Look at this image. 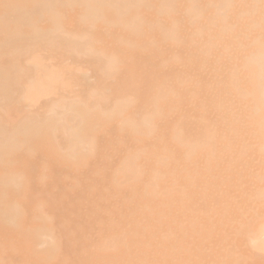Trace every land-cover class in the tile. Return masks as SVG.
I'll return each mask as SVG.
<instances>
[{"label":"rangeland","instance_id":"rangeland-1","mask_svg":"<svg viewBox=\"0 0 264 264\" xmlns=\"http://www.w3.org/2000/svg\"><path fill=\"white\" fill-rule=\"evenodd\" d=\"M3 1L5 3L6 7L5 6L2 7L0 4V6L2 7V8H0L1 9L0 12L5 11V9H6V11H5L6 13L2 12L3 18L6 19L5 17L13 11V10H9L10 12H7V9H9V8L11 9L12 6H14L16 4L9 7V4L6 2H9L10 0L9 1L3 0ZM3 1H1L0 3L3 4ZM13 1L14 2H11V3L9 2V3L10 4L15 3L17 0L16 1L13 0ZM43 1H45V3ZM48 1H50V2H48ZM51 1H52V4H50ZM78 1L77 0H68V1L67 0H59V1L58 0H41V1L36 0L35 2H33V0H32V2L34 3V4L32 3L33 7L34 6L35 7L38 6V7L37 8H33L32 6L28 7V3L27 4L23 3L25 5V8H23V10L27 11L29 9L27 11V13H24L23 10H20V9H18V7H15L16 8L15 12H18L20 10L23 13L17 14L14 12L13 16H11L12 15V13H11L10 15L7 16L9 19L8 20L6 19V20L8 22L11 20L10 25H13L14 30H16L18 32V34L16 31L11 30L13 27L10 28L11 26H9V24L5 25L2 22L3 18L0 19V21H1L0 24H2V25H0V28L3 26V28H1V29H3V31L2 30H0V31L2 33H4L2 35L0 33V37L4 36L6 33L7 34V35H5L6 38H8V39L11 38V40L5 39V41L10 42L8 44V45H10V47H13V46H11V43L26 41V43L30 44V47H32V49H33V51L26 56L27 61L30 60L31 58H32L31 60H35V61L40 59L39 61L43 62L41 64L43 66H40V68L43 70L46 69L43 71V70H40V68H37L39 65H37L38 63L36 64L35 61H32L33 65L29 63L30 61H28V62L26 61V66L29 69H31V71H29V75L27 77H25L26 81H24L22 87H20V88L19 87L13 88V86H9V87L3 86L5 83H8V78H9V75H11V73H9V72L3 73L2 71L1 72L3 74L0 73V76H1L0 77V121H1L0 127H1V125L3 126L2 118L4 117V113L7 109V107L14 104L15 101H16V103H19V105L21 107H24V109L29 110L30 117H31V118L30 117L29 118H23V120L21 119V125H19L21 127L15 125L16 130L20 128L18 133H15V129L10 128V130H9L7 124H6L7 131L5 132V134L3 133L4 128H0V136H1L0 137V159H1V161H0V174L2 175V176L0 175L1 176L0 179L6 181L5 183H8L7 181L9 179L7 178L6 174H13V177L14 176H16V177L20 176L21 177V175H22L23 178H20V177H18V178L21 181L24 180L25 184L28 185L27 188H28L29 192L27 191L25 193H11V194H9V196L13 197V198H15V197H27L26 195H28L31 191H33L35 188H37V189L48 190V191H52L53 193H56L57 195H55V196H57L59 200L60 199L75 200V199L81 198L79 200H81V201H83V203H85V204H83L82 208L79 206L74 211H58V210L53 211L51 209V207L46 205L44 207L43 211H35V212L34 211H27L23 215H20L16 219L17 220L16 224L0 225V264L1 263L2 264H10V263L11 264H90V263L91 264H131V263L132 264H138L139 262H140L139 264H141L142 263L141 259L143 257H146L147 258L146 260L148 262V263L146 262L143 264H177L179 258L182 259V258L187 257V253L179 252V254H177V256L170 257L167 262L162 260V258H161V254L165 250V249H163V243L169 242L171 239L170 242H172V243H170L167 248L172 249V248H174V246H173L174 242H175L174 240L177 239V237H175V233L172 232L171 230H169L167 225L164 224L165 227L162 228L163 223H160L161 220H163L164 222L167 221V218H165L166 217L165 214L167 212L169 214V212H171V210L173 209V206H174V209L172 211L177 210L176 213L174 212V214H177V216L173 217L171 214H170V216L168 215L169 221L167 223L171 222L172 225L174 223H176L173 226L183 225V227L182 226L181 227L184 229H190L191 225L192 226L195 225L197 228L200 229L199 233H198L199 235L196 234V235H194L195 237L192 236L191 233L184 231L185 232L184 233L185 245L188 246V248L191 247L192 250H190V252H193V253H191L192 255L190 254V252H188L190 254L189 260L194 259V260H192V262L195 261V262H193V264H264V194H263L264 193V168H263L264 167V105H263V103H264V100H263L264 99V97H263L264 96V94H263V92H264V87H263L264 86V75H263L264 74V62H263L264 61V28H263L264 27V0H244V1L243 0H234V2H232L233 0H228V1L227 0H200V1L197 0L198 2L196 0H84L86 2H84L83 0H78ZM89 1H91V2H89ZM18 2L20 3L21 1L18 0ZM37 2L39 3V5L36 4ZM41 2L44 4V6H43V4L41 5ZM251 2L253 4H251ZM56 3H58V4H56ZM83 3H85L86 5H84ZM158 3H160V4H158ZM261 3H263V4H261ZM30 4H31V2H30ZM45 5H47V6H45ZM65 5H68V6H65ZM19 7H21V6H19ZM26 7H28V8L26 9ZM54 7H57V8H54ZM67 7H71L72 9L69 8V10H68ZM142 7H144V10ZM155 7H157V8H155ZM198 7H199V9H198ZM30 8H32V9H30ZM46 8L48 9V12H47V10H44ZM100 8H104V9H100ZM12 9H14V8H12ZM21 9H22V7H21ZM179 9H181V10H179ZM39 11L42 14H40V13L38 14ZM152 11H156V13L152 12ZM165 11H167V12L165 13ZM31 12L33 13V16H31L32 15ZM44 12L48 15H46V14L44 15ZM66 12L67 13L69 12L67 14L68 17L66 14H64ZM154 13L157 15L152 16V14H154ZM27 14L30 16L25 17ZM103 14H105V15H103ZM132 14H133V17H132L133 20H130L129 16H131ZM135 14H137L136 18H134ZM15 15L16 16L21 15V16L16 17ZM23 15H24V17H23ZM34 15H36L37 19L34 18L35 17ZM56 15H59L58 19H56ZM114 15H116L115 16L116 20L114 19ZM51 16H53V17H51ZM154 16H158V17H154ZM183 16H184V18H183ZM185 16H186V18H185ZM188 16H189V18H187ZM1 17H2V15H0V18ZM11 17H12V19H11ZM65 17H67V18H65ZM124 17L127 19L122 20ZM20 18H22V19H20ZM48 18H50L51 20H49ZM156 18H158L159 20ZM35 19H36V21H28V22H31L32 25L30 23H29V26H28V24L27 25L21 24L22 21H23V23H27L26 22L27 20H35ZM110 19H112V20H110ZM134 19H140L138 21L142 20L143 23L142 22H140V23L136 22V21H134ZM144 19L146 22L144 21ZM154 19L156 21H154ZM20 20H22V21H20ZM126 21L127 22L132 21L136 25V28L134 27L135 25L133 23L132 24L134 26L131 23L130 24L126 23L128 25V29L130 28V30L125 29L127 27H125L123 25ZM167 21H170L171 23L167 22ZM17 22H19L17 24L18 26L16 24H14ZM32 22H34V23H32ZM235 22L237 24H235ZM106 23L109 25L108 26L109 29L106 27V25H105ZM119 24H122V26H120ZM140 24H142L141 27L138 26ZM179 24H181V25L179 26ZM130 25L133 28H131ZM145 26H149V27L146 28ZM155 26H157V27H155ZM182 26H183V28H182ZM7 27H9L10 29ZM22 27H25V28H23L22 31H26L25 29H27V31L24 33H21L20 29ZM30 27H32L31 30H29ZM34 27H35V29H34ZM160 27H161V29L158 30V28H160ZM168 27L170 28V30ZM16 28H18V30ZM119 28H121L122 30ZM185 28H186V31H185ZM7 29H9L12 32L10 33V31H9L10 34L7 33V31H8ZM136 29L137 30L142 29L144 31L147 29L145 32H148V33H147V36H145V40H148L150 42V40L152 39L149 45H152V43H154L155 40H159L158 44H160V46L163 47L165 49V51L169 50L170 47H171V49H173V51H174V48L176 50L177 47H178L177 49H179L181 47L182 49L181 48L180 49L182 51L181 52L179 51V53L181 54V56H184L183 57L184 60H181L182 58L181 59L179 58V53H178V57H177L176 55L172 54L173 52L172 53L170 52L171 50L169 52L167 51L169 53L168 56L170 57L168 59L172 60L173 62H174V59H176L175 60L176 65H177V62H178V65H180V63H183V61H187L189 59H190L189 62L192 63V60L194 62L198 58L197 56L199 54L200 55L202 54L201 55L202 57L199 56L200 60L197 59L198 63L195 62V64L197 63L199 65H202L199 67H201L203 69L199 70V67L196 64L197 69H198V70L197 69L196 70L198 72L202 71L201 73H199V76L201 74L207 75V73H204V72H206V69L208 71V75H210V73H211L210 76H208V75L205 76V77H208L210 79V81H212L211 84L213 86L208 84L209 88L212 86L211 90L208 88V86L204 85L202 87H204V88L206 87L205 88L206 91L207 90L210 91L209 93L211 94V99L213 101V102H211V105L215 102L214 103L215 107L211 108L213 110L209 109V111L207 113L208 116H210L212 119L218 120L217 127L218 126L219 127L218 128L216 127L218 129L217 130L218 132L216 131L215 126L212 127V129L214 128V132L216 131L215 135L218 136L215 138V140L217 138H219L215 142L217 146H215V144L213 145V146H215V148H213V146H210L209 149H206L205 147H207L208 144L207 145L205 144L206 146L200 144L201 147L199 145L193 149L190 147L191 145H189L190 144L189 142L182 143L178 140L176 143L172 142L173 140L171 141L169 139V135L170 136L172 135L173 130H170V129H168V130L171 132L169 134H167L168 136L165 139V137L160 138L156 134L150 135V137H149L147 134H145V132H143L145 135L143 134V136H142L141 135L142 133H140L138 128L137 129H138V132L140 133L141 138L138 136L139 133L137 135V132L135 131L134 135L137 136L136 141L140 144L144 142L143 145H145V146L137 144V147H136L135 146L136 144L132 143V141L135 142V140L134 139L130 140L131 138H134L133 137L134 135H132V133L129 134V135H131V137L130 136L127 137L128 136L127 133L121 132V133L125 134V138H121L114 131V129L117 127V124H119V123H120V125L124 124V123H121V121H123V120L126 121V119L128 120V118H129L128 115H126V117H125V114H126L125 111L128 108V107H126L127 103H126V106L124 104L118 105V106L124 105L123 107H126V109L125 108L123 109V107L120 108L122 111L114 113V116L111 115V114H113V111L112 110L109 111V113L112 111V113L109 115H111L113 118H116V120H118V116L121 117L120 115H122V114L124 115L119 119V122L118 121H111L108 119H104V116H99V114H97L98 113L97 111L99 109L103 108L104 110H106L105 115H107L108 114L107 109L109 110L111 107L110 101L108 103L101 104V108H100V106L98 104H96V102H97L96 99L98 98V94L96 93L97 91H94V92L88 91V93L86 95L83 93V91L85 92L87 87H89L91 84H93L92 80H95V78L102 77L103 82H105L107 84L110 83L111 80L114 79V76H113L114 74L110 72L111 69L109 71V65H108L111 61V58H110L111 53L114 50L119 52L120 46L125 47L124 48L125 50L129 49L130 48V41H133V42L136 41L135 36H133V33L129 32V31H134ZM153 29H155L156 31ZM4 30H6V32H4ZM171 30H173V31L175 30L174 31L175 33ZM33 31H34V33H33ZM171 32L173 34H171ZM25 33H27V34H25ZM123 33H126V34H123ZM161 33H163V34H161ZM165 33H166V35H165ZM206 33H208V34H206ZM22 34H24V35H22ZM164 35L167 37V40H166ZM7 36H12V37L9 38ZM24 36H27V37H24ZM116 36H119L120 38L116 37ZM14 37L16 38V40L14 39ZM124 37H126V38H124ZM185 37H187V38L185 39ZM217 37H219V38H217ZM260 37L262 40L260 39ZM177 38H179L181 41L184 40L183 41V42H185L184 45H183V43L181 45V41H179V40H178V43L180 42L179 46H177L178 43H176V45H175V39H177ZM3 39H4V37H1L0 40H3ZM12 39H14V40L12 41ZM125 39H127V40H125ZM137 42L138 41H136L135 43H137ZM144 42H142V44ZM176 42H177V40H176ZM210 42L211 43L213 42L212 45ZM226 42H228V43H226ZM66 43H67V45H66ZM171 43H173V44L169 45ZM207 43L210 45H208ZM71 44H72V46H71ZM206 45H207V48L209 47V49H210V54L208 53L207 55L205 53H207L209 49L208 50L206 49L207 52H204ZM213 45H214V47H213ZM69 46H71V47H69ZM93 46H95V47H93ZM210 46H211V48H210ZM217 46H219V47H217ZM198 47H200V48L198 49ZM212 47H213V50L211 51ZM84 48H86V49H84ZM120 48H121V50H124L122 47H120ZM191 48H193V49H191ZM200 49H202L201 51H203V53L200 51ZM49 50H51V51H49ZM64 50H65V52H63ZM87 50H89V51H87ZM183 50L184 51L186 50L185 53L186 54L188 53L189 58L187 57V55H184L185 53ZM197 50L199 51L198 54L196 53ZM75 51L80 52L78 56H77V52H75ZM95 51H96V53H95ZM189 51H191V52H189ZM193 51L194 52L196 51L195 52L196 54ZM103 52H105V53H103ZM212 52H213V54H212ZM189 53L191 55H193V53H194L196 55V59L194 57V59H195L194 60L193 59L194 55L191 56ZM36 54H39V55H36ZM65 54H69L70 56H71V54H73L72 55L73 60H70V62L65 66H59L58 65L59 58H60V56L65 55ZM170 54L172 55L173 59H172ZM203 54H205L206 56H204ZM220 54H221V56H220ZM40 55H42V56H40ZM80 55H82V56H80ZM43 56H45V57H43ZM79 57H81L80 58L81 60L78 59ZM191 57H192V59H191ZM203 57H205L206 61H205V59H203ZM35 58H37V59H35ZM98 58H100V59H98ZM179 59L181 62L179 61ZM201 59H203V61ZM48 60H50V62H48ZM98 60H100V61H98ZM101 60H103V61H101ZM215 60H216V62H214ZM92 61H94V62H92ZM106 61H108L109 63ZM204 61L206 62V67L203 65V63L205 64ZM218 61H220V62H218ZM51 62H54L55 64H53ZM208 62H211L210 66H209ZM44 63H46V64H44ZM47 63H49V64L51 63L52 66L48 67L50 65H48ZM87 63L91 65L94 72L96 71L95 74L97 77L94 75V73L91 74L84 68V65ZM101 65L105 67L104 68V70H105L104 74L105 75L102 74V72H99V66H101ZM225 66H227L228 68ZM221 67H223V69L225 67L226 71L229 74L226 71H224L225 69L223 70ZM237 67H239V68H237ZM52 68L53 69L55 68L54 70H57V68H58V73H55L57 71L51 70ZM204 68H205V70H204ZM230 68H231V70H230ZM234 69L236 70V72H234L235 71ZM13 70H11L12 73L16 71V69H13ZM213 70H215V71H213ZM241 70H243V71H241ZM38 71L42 72V75H40L41 73H39ZM197 71H195V73ZM219 71H221V72H219ZM59 72H61V73H59ZM247 72H249V73H247ZM46 73L53 74V77H51V78H52V80H55L56 83H54V81L51 83V81H49V80H51V78H49V76ZM259 74H260V77H259ZM55 75H58V76L54 77ZM218 75L220 77V79H219L220 81L218 80V78H219ZM37 76H38V79L36 78ZM61 76H64V77L61 78ZM211 76L212 77L214 76V78H212ZM261 76H262V79H261ZM57 77L60 79H55ZM105 77H109V78L105 79ZM197 77H198V75H197ZM255 77H257V78H255ZM47 78H49V80H47ZM191 78H193V77H191ZM28 79H30L32 81H28ZM41 79H43V81ZM193 79L191 82H193L195 80L197 82V80H198L197 78L195 80H193ZM40 80L42 81L41 84L44 83V85H40ZM60 80H62V81L60 82ZM206 80H208V79H206ZM235 80H237V81H235ZM247 80H249V81H247ZM259 80H260V83H259ZM84 81H86V82H84ZM62 82H64V83L66 82V84H69V86H66L65 84H60ZM200 82H202V81H200ZM34 83L36 85H34ZM198 83L199 82H197V84H194V82H193L192 84H190L192 86H189V83H187V85L185 84L186 88L185 87L184 88L187 90V86L189 88H191V87L195 88V86H197V87L201 86V85H198ZM207 83H208V81H207ZM262 83H263V85H262ZM52 84H54V85L59 84V85L54 86ZM204 84H206V83H204ZM214 84L217 87H215ZM49 85H52L54 87L50 86L52 88L51 89L49 87ZM175 85H176V83H175ZM23 86L24 87L26 86V87L24 88ZM30 86H32L31 88H33V89H30L29 88ZM34 86H36V87H34ZM37 86H39V88L41 87V89H39ZM42 86H44V88H42ZM179 86L180 87H178V89L182 88L181 91L185 90L182 85H179ZM261 86L263 89L261 88ZM60 87H61V89H65V91H62L61 89H59ZM176 87H177V85H176ZM3 88H5V89H3ZM46 88H49L52 90V92H49V91L46 92L47 95H48V93H51L50 94L51 96L49 95V99H47V97H46V99H44L45 93H43L44 91H40L42 89L47 90ZM55 88H57V89H55ZM192 88L190 90H193V91L196 90V88H195V90ZM35 89H36V91H40V93L44 94L42 98H39V96H41L42 94H37L35 92H32V94H29L30 92L26 91V90H35ZM67 89H69V90H67ZM232 89L234 91H232ZM223 91H224V93H223ZM89 92L91 95L89 94ZM26 93L29 94V95H27V98H31V96L34 95L33 93H35L38 96L36 97V95H34L33 96L34 98L32 97L31 99H28L27 102H25L26 97H24V96H26ZM52 93H55V94L52 95ZM102 93H105L104 95H106V96L109 95V91L105 90V89L102 90ZM189 93H191V95L188 94L190 96V98L192 97V95H193V97L197 96L195 94L196 91L194 92V94H192V92H189ZM220 93H222L220 95L221 97L218 95ZM215 94H216V96H215ZM188 95L187 96L185 95L184 98H188L189 97ZM217 95H218L219 99L216 98V100H214L215 99L214 97H217ZM86 96H88V97H86ZM174 96L177 98V95H174ZM52 97H56V98H52ZM61 97H64L66 100L65 103L67 105L66 106L67 109L65 108L64 111L61 109H59V110L54 109L53 110L51 107L49 108V107L45 106V104L50 102L49 100H51V101L52 100H58ZM193 97L191 99L190 98L185 99V101L187 100L186 103L188 102L189 105L184 104L185 103L184 102L183 104L186 105V107H188V109L183 108V111L184 112H187V111L190 112L189 113L190 115L194 111L195 115L194 116L191 115V116L195 117V116H197V114H199V116H200V114H201L200 111H203L202 110L203 100L201 103L199 102V104L197 106H195L194 105L195 97L194 98ZM36 98H38L39 100H37ZM169 98H170V100H168ZM169 98L165 99V101H167L168 104H167V102L162 104V105H164L163 107L165 108V110L163 107H160V110H164L165 114H167L166 117H169L167 119L168 122L162 123L163 126L161 125V127H165L164 124H168V123H171L173 121V119L170 117L174 116V119H176V117H178L177 113L180 115L182 114V110L180 111L177 108L178 101H176V100H178V98L176 99L172 96V99H175L174 101L171 100V95ZM220 98L222 99V102H221V105L223 104L222 106L220 105V102H219L221 100ZM73 99H75V100H73ZM192 99H194V100H192ZM34 100H37V101H34ZM91 100H93V101H91ZM199 100L201 101V99H199ZM30 101H32V102H30ZM72 101H75V103ZM169 101L171 103H169ZM216 101H218V102H216ZM45 102H47V103H45ZM175 102H177V105ZM227 102H228V104H227ZM33 103H36V104L40 103V104H38L36 106V104L33 105ZM108 104H109V106H108ZM87 105H89V107ZM166 105H169V106H166ZM32 106H34L35 108L34 107L31 108ZM170 106L172 107V109ZM95 107H97V108H95ZM43 108H46V109H43ZM68 108H69V110H68ZM48 109H50V110H48ZM111 109H112V107H111ZM114 109H118V108L117 107L114 108V106H113V110ZM166 109H168V110H166ZM51 110H53V111H51ZM118 110H114V112L118 111ZM82 111H84V112H82ZM212 111H213V113H212ZM45 112H48V113H45ZM196 112H197V114H196ZM238 112H239V114H238ZM43 113H45V114H43ZM119 113H120V115H119ZM209 113L210 114L212 113V115H209ZM51 114H53V115H51ZM171 114H172V116H171ZM222 114L223 115L225 114L223 116L224 120L222 118ZM158 115L159 114H155V115H151V116L146 117L147 120H143L141 122V126L144 124L143 128L145 126L146 130L147 129H151V130L155 129L157 131L156 128H157V125L159 124L158 123V121H159ZM180 115H179V117H180ZM91 116H93V117H91ZM234 116L238 118V119L236 118V121L233 118ZM154 118H156L157 120L156 121L152 120ZM199 118H202V117H199ZM240 118L242 119L241 123H238L240 121ZM31 119H33V120H31ZM79 120H80V122H79ZM95 121H98V122H95ZM225 121H226V124L222 123ZM109 122H111V123H109ZM125 123H130V121L125 122ZM230 123H232V124L230 125ZM19 124H20V122H19ZM38 124H40V125H38ZM67 124H69V125H67ZM149 124H153V126L152 125L149 126ZM214 124H216V122H214ZM64 125H66L67 127L70 126V129H72L71 132L68 133L69 139L63 135V132L55 133L54 129H56L59 126H64ZM226 125L229 127H226ZM234 125H236V127H233ZM78 126H79V132L80 133L76 132V131H78V128H77ZM126 126L127 125H125V127ZM131 126H133V125H131ZM166 126L170 127L171 124L166 125ZM230 126H232V127H230ZM237 126H239V127H237ZM153 127H154V129H153ZM171 127H173V126H171ZM33 128H35L36 130ZM51 128H53V129H51ZM128 128H130V126H128ZM145 128L143 131H146ZM229 128H231V129H229ZM73 129H75V130H73ZM81 129L83 131H81ZM100 129H103V130H100ZM131 129L135 130V128L133 129V127H131ZM34 130H35V133H34ZM130 130H128V131L125 130V132H128V133L132 132ZM168 130H165V131H167V132H165V134L169 132ZM68 131H70V130H67V132ZM92 131H94V132H92ZM72 132H75V134H82L83 140L81 138L77 139V138L73 137L75 134ZM14 133H15V135H14ZM42 134H45V135H42ZM72 134H73V136L70 137V135H72ZM97 134H100L101 136H99ZM126 134H127V136H126ZM11 135H12V139L6 140L7 136H11ZM215 135H214V137H215ZM73 138H75V139H73ZM126 138H128V139H126ZM151 138H153V139H151ZM171 138H172V136H171ZM234 138H236V139L233 140ZM79 139L83 143H80L79 141H77ZM144 139H146V141H144ZM148 139H150V140H148ZM154 139H156L155 140L156 143H160V142H157L159 140V141H162L163 143L168 144V147L164 146L166 144H163V145H162V143L156 144L155 148L153 149V150H155V149L157 150V152H155L156 154L154 152H150V151H153L152 148H153V144H154L153 142H155ZM220 139H221V141H220ZM53 140H55V141H53ZM69 140H71V142H73V140H75V142H78L76 144H71V146H73L72 148H77L76 152H79L78 155H80V156L86 155L87 156L86 160L81 159V158L77 159L78 156H76L75 158H71L69 156L68 150H71V147H67V143L69 142ZM152 140H153V142H152ZM75 142H73V143H75ZM236 142L238 143L237 146H236ZM90 143H93V144H90ZM148 143H150L151 145ZM177 143H179L178 144V146L180 145L179 147L176 146ZM53 144H54V146H53ZM82 144H83V148H85L86 150L87 149L89 150V148H95L96 153L95 154H93V153H90V154L86 153L85 154V152H87V151H85V150H84L85 152L83 151ZM107 144L110 146H108ZM25 145H27V146H25ZM79 145H81V146H79ZM148 145H149V147H148ZM185 145H189V146H185ZM161 146H164V148L167 147V151L163 150V151H165V153L167 152V155H165V153L161 152V150H162ZM171 146H172V148H170V150L171 149L172 150L170 151L169 147H171ZM202 146L203 147L205 146L204 150H203ZM144 147H145V149L147 148V150H145ZM176 147L178 148V150ZM218 147L223 152H221L218 149ZM225 147H228V148H225ZM235 147H236V149H235ZM124 148H126L127 150ZM200 148H201V150H200ZM210 148L212 149L213 153L211 152ZM223 148H225V149H223ZM143 149H144V151H142ZM213 149H214V151H216V150L220 151V153H219V151H217L218 153L215 152L216 158L219 157L220 159L215 158V154H214ZM229 149H230L231 154H229ZM17 150H21V151H17ZM97 150H99V153H97ZM158 150H160V151H158ZM168 150L171 153H173L174 155L176 154L175 156L178 158L179 162H177V158L173 154H169ZM196 150H198V152ZM240 150H242L245 154H243V155H241L242 153L239 154ZM57 151H58V153H57ZM121 151H123V152L126 151V152L123 153ZM127 151H129V152H127ZM137 151L138 152L140 151L141 154L143 153L146 155H147L146 152H148L149 154H151V155H147L148 158L150 157L151 159H153V160H149L150 158L145 159V158H147L146 155H143V156L138 155V157H141V159H139V158H137L136 155H134V156H136L135 158L138 159L137 161H139V162H134V163H137L138 166H136V164H135V166L137 168L135 166H133V167H135V169H138L139 165L140 166L142 165V167L140 169H144V171H142L144 173V175L149 174V175H146L147 177L146 176L142 177L143 180H142V178H139L140 180H137L139 183L144 182V184L142 183L141 187L138 186L140 184L135 185L136 182H133V183L130 182L132 184L125 185V184H129L128 181L133 180L132 178H134L135 175H134V177L132 176V174H130L131 176L127 175L126 171L123 168H126L124 166H130L131 167L133 161H135L134 159H132L133 161H130V162H132L131 165H125V163H124L123 166L118 165L117 168H115V169H117L116 172H118V173L113 174L112 177H117L114 175H121L122 172L125 173V174L124 173L122 174L124 176H122V175L120 176L123 178H121V179L116 178L117 180H119V184L122 183V179H125V175L130 176L128 178L129 180H127V181L125 180L126 182H124V184H120L121 187L119 185H117L118 183L117 184L114 183L115 180L112 181V184H116L119 187L114 186L115 188H113L107 182L105 183L107 190H110L111 193H113V191L119 190L117 192L121 193V196L123 194L124 195L123 198L126 200V201H121V200H119L120 198L115 199L117 201L119 200V203H121V202H123V203H121V205L118 206L117 201H116V203L113 202V204L114 205L117 204L116 206H118V207H116L114 205H110V208H111V206L116 207V209L119 207L121 208L123 206L122 204H124L125 202L129 203L130 199L133 200L136 198L135 201L133 202L134 205L130 204V205H132V208H129V206L127 205V206L122 208V209L125 208V210H121V211L119 208V211H116V212H111V211L106 210L107 207H109V206L106 205L105 202L100 203V201H101L100 200L101 199V188L99 186L100 178L101 177L105 178V177H103L104 174H108L110 172V167L116 161L121 160V162H120V165H121L123 162L122 160L124 159V161H125L128 156L130 158H134V156L132 154H137ZM190 151H192V153ZM236 151H237V153H236ZM247 151H248V153H247ZM175 152H177V153H175ZM184 152H188L189 154L185 153V155H184ZM195 152H196V156L198 154H199L198 156H200V155L201 156L196 157ZM224 152H226V153L224 154ZM8 153H10V154H8ZM38 153H40V154H38ZM54 153H56V154H54ZM159 153H161L160 154L161 156H159ZM187 154H188V157L186 158L185 156ZM203 154H206L205 157ZM217 154L218 155L220 154V155L218 156ZM154 155L159 156V158H162L163 156H164V158L168 157V159L164 160V158H162L160 160L158 157H153ZM191 155H193V157ZM208 155H209V157H208ZM169 156H171V158H169ZM172 156L175 157V159H173ZM16 157H18V158H16ZM31 157L34 159H32ZM194 157H196V159ZM207 157H208V159H207ZM210 157L212 159L214 157L215 160L214 159L212 160ZM240 157H241V159H240ZM88 158H90V159H88ZM188 158L189 159L191 158L190 159L191 162ZM204 158H205V160H204ZM98 159H99V168L100 167L102 168V171L100 170L101 173H99V174H101L100 176H98L97 173L89 171L90 164L94 163ZM144 159L148 162H146ZM171 159L174 161L172 162ZM247 159H248V161H247ZM186 160H188L190 163L187 162ZM210 160H211V162H210ZM217 160L218 161L220 160L222 162V163H220V161H219V163H220V165H222V167H220L218 165L219 163L216 164ZM225 160H226V163H225ZM39 161H41V163ZM87 161H89V162H87ZM159 161L162 163L158 164ZM240 161H242V162H240ZM244 161H246V162H244ZM174 162H176V163H174ZM185 162L188 163L187 166H184V165H186ZM194 162H196V163H194ZM209 162H210V164L214 163L215 165L214 164L213 165L215 166V168L217 170L220 168L222 170L227 169L226 170L227 172L224 170V172L226 174L224 173L222 176L225 177V178L223 177L225 179L224 180V184H225L224 186L225 187L226 186L228 187V185H226L227 183L231 184V182H232V184H233V186L231 184V186H232L231 188L230 187L228 188V190L231 189V191H234L233 194H232V192H227V194L231 193L228 195L231 196L233 199L231 197H229L228 195H226L227 197L226 196L225 197L230 198L231 200L228 199L227 200L228 202H225L224 206L226 208H228V207L229 208L226 209L225 207H222L223 209L221 208L222 209V211H221V209H219L220 207L217 205L218 201H215V202L213 201L214 199H217V198H215V197L210 198V199H207L208 200L207 201L206 199H202L201 197H196L193 200V205L195 204L194 207L196 209H199L200 213L199 212L191 213L190 211L186 210L185 205L183 203L184 200H182V199H185L189 193L191 194V192L189 190H191L192 192L195 191L194 189H192V187L194 186L193 188H196V186H195L196 184H197V187L199 190L196 188L195 192H197V191L200 192L202 190V187H204L206 184L203 181L204 179L201 180V178H203V177L205 178V182H206V179H208L207 182L211 181L214 185V181H213L214 178L212 180H211V178H209L212 175V173L207 172V170L211 166L210 164H209L210 166L208 165ZM202 163L206 164V165H204L205 167L202 166L203 165ZM253 163L254 164L256 163V164L253 165ZM163 164H165V165H163ZM175 164H177V165L175 166ZM231 164L233 166H231ZM240 164H242V165H240ZM33 165H36V169L30 175L28 168H30ZM144 165L145 166L149 165L148 167H151V168L148 169V167L146 168ZM178 165L181 167H179ZM216 165H218V166H216ZM226 165L228 166V168ZM56 166H58V167H56ZM195 166H196V168H195ZM248 166H249V168H248ZM250 166H252V167H250ZM42 167H45V169H43ZM164 167L165 168L169 167L171 171L169 170V168L165 169ZM185 167H186V172L184 171ZM187 167L188 168L190 167V168L187 170ZM73 168H75L76 170ZM80 168H82V169H80ZM83 168H84V170H83ZM118 168H120V172L118 171L119 170ZM244 168H247V169H244ZM121 169H123V170H121ZM128 169H127V172H129ZM135 169H133V170H135ZM175 169L177 170L176 172H178L177 177L175 176L176 173H174V175H172L173 172L175 171ZM40 170H42V171H40ZM150 170L152 172L151 173L152 175L149 172ZM189 170H190V172H189ZM196 170L197 171L199 170L197 173L199 180H198V177L196 176V172H195V176L197 178H195L194 173L192 174V172H194ZM135 171H137V170H135ZM135 171H133L132 173L135 174L136 173ZM231 171H234L235 173L237 172L238 174L237 173L235 174L234 172L232 173ZM245 171H247V173ZM179 172H181V173H179ZM203 172H204V174H203ZM249 172H250V174L254 175L253 176L254 178L249 174ZM90 173H92V174H90ZM139 173L140 174L138 177H141L140 176L142 174L141 171ZM165 173H166V175H165ZM208 173H209V175H208ZM78 174H80V175H78ZM179 174L180 175L184 174L185 176H182V175L180 176ZM136 175H138V174H136ZM156 175H158V176H156ZM189 175H191V176H189ZM162 176H165L168 179L171 177L169 179L170 181L167 180L166 178L162 177ZM192 176L194 179L192 178ZM228 176H230L231 178L230 177L228 178ZM259 176H262V177H259ZM160 177L163 179H161ZM178 177H180V180ZM255 177H256V179H255ZM49 178H51V179H49ZM135 178H134V180H136ZM172 178H174V179H172ZM112 179H114V178H112ZM177 179H178V181H177ZM189 179L193 182V184L194 183L195 184L193 185L192 182L189 185L186 184V183L190 182ZM195 179H197V180L195 181ZM228 179L231 182H229ZM239 179H240V181H239ZM64 180H66V181H64ZM77 180H79V181H77ZM91 180H93V181H91ZM145 180H146V182H145ZM150 180H152V181H150ZM172 180L174 182H176L177 185L174 182H171ZM202 181H203V183H202ZM9 182H10V180H9ZM152 182H154V183H152ZM155 182H157L156 183L157 185L155 184ZM42 183H44V184H42ZM88 183H90V184H88ZM178 183H180V184H178ZM212 183H210V184H212ZM162 184H164V185H162ZM39 185H40V187H39ZM132 185H133V187H132ZM145 185L146 186L148 185L147 188ZM167 185H169V187L171 189L168 188ZM170 185L174 186L175 188L171 187ZM200 185L202 187H200ZM92 186H94V188H92ZM125 186H127V187L129 186V187L127 188ZM150 186L151 187L156 186V189H155V187H152V188H154V189H152V188H150ZM189 186L190 187L192 186V187L189 189ZM123 187H124L123 191H120V189H118V188L122 189ZM136 187H137V190H135ZM180 187H182L183 189ZM185 187L187 189L184 190ZM205 187L206 188H204V189L210 188V186L209 185L207 186V184ZM211 187H213V186H211ZM45 188H47V189H45ZM130 188H133L132 190H135V192H138L139 194L138 193H136V194L132 193L134 191H132ZM138 188H140V189H138ZM142 188H146V189H142ZM177 188H180V189H177ZM232 188H233V190H232ZM72 189H74V190H72ZM147 189H149V190H147ZM151 189H152V191H151ZM164 189H165V192H164ZM125 190H127V192H125ZM128 191H131V193ZM251 191H253V192H251ZM52 192H50V193H52ZM93 192H95V193H93ZM142 192L145 195H141ZM185 192H189V193H185ZM203 192H206V190L205 191L203 190ZM250 192L252 193V196H251ZM67 193H69L70 195ZM126 193H128V194H126ZM254 194H257V195H255L256 197L254 196ZM177 195L179 197L182 196L181 197L182 199L178 198ZM183 195H185V196H183ZM96 196L98 197L99 204L100 205L102 204L103 206H107V207H106V209H102L100 211H89L85 207L89 206L90 203L92 202V200ZM119 196L120 195L118 194V197ZM127 196H130V197L128 198ZM141 196H145V197H141ZM154 196H157V197H154ZM175 196H177V197H175ZM115 197L117 198V196H115ZM174 197H175L177 203L175 202L172 204L171 199H173ZM151 199H153V200H151ZM199 199H200V201H199ZM246 199H247V201H246ZM250 199H253V200L250 201ZM136 200H137V202H136ZM112 201H114V200H112ZM74 202L76 203V201H74ZM130 203H132V202H130ZM141 203H143V205ZM107 204H112V203L107 202ZM167 204L172 205V207H168ZM179 204L182 206L181 207L182 209L185 208L184 209V210H186L185 212H183L184 210H182V211L180 210ZM161 205H162V208H161ZM177 205H179V206L177 207V209H175V206H177ZM207 205L212 207V208L215 206L214 209H212V213L208 210L203 209V207L207 206ZM135 206L136 207L138 206V209H136ZM114 207H112V208L115 209ZM126 207L129 209H127ZM157 207H159V208H157ZM216 207H218V208H216ZM178 208H179V210H178ZM230 208H232V209H230ZM153 209H156L154 211V213L160 212L161 216L158 214L157 215L151 214L152 213L151 210H153ZM203 210H205V213H206V211L208 213L210 212L211 216L207 215V213H206V215H204ZM129 211L132 214V220L135 221L133 223H129L128 216H127V213ZM179 211L183 212L184 215L182 216V214H179V218H178L177 212H179ZM219 211H220V213H219ZM233 211H235V212H233ZM135 212L138 214L135 215ZM143 212L144 213L146 212V214L148 213L147 215L150 217L145 218L143 216ZM189 212H190V214H189ZM186 214H189V215L185 217ZM191 214L193 215V217ZM229 214H230V217H229ZM87 215H89V216L87 217ZM43 216H46V217H43ZM157 216L160 217L159 220H156L158 218ZM190 216L193 219H191ZM226 216H228L229 219ZM52 217H54L55 219ZM172 217H173V220H171ZM174 218H176V219H174ZM187 218H190V219H187ZM210 218L212 221H210ZM237 218H238V220H237ZM134 219H136V220H134ZM182 219H184L185 222ZM51 220H53V221H51ZM174 220L175 221L177 220L179 222H175ZM101 221H104V222H101ZM198 221H199V223H198ZM64 222H66V223H64ZM115 222H117V223H115ZM138 222H140V224L146 225V227H148L150 225L148 227V229L145 231V233L148 235L149 238L148 237L142 238L143 236H146V234H144V233L141 235L136 234V236L133 237L132 241H134L135 239H139V238H137L138 236L142 240L148 238L147 240H143V241H141L140 239L137 240L140 246H139V248H133L134 251L137 252V254H136V252L134 254V252L130 251V250H133V249H131L133 245L131 246V248H129L128 245L130 246L129 240L131 238H129V237L135 234L134 231H130V229L133 228L134 223H138ZM209 222H210V224H209ZM221 222H222V224H221ZM227 222L230 224H228ZM239 222L242 226L239 224ZM178 223H180V224H178ZM101 224H103V225H101ZM207 225H209V226H207ZM24 226H26V227H24ZM113 226H115V227H113ZM121 226H124V227H121ZM47 227H49V228H47ZM150 227H153L155 229L150 228ZM225 227H227V228H225ZM20 228L25 229V230H21ZM113 228L115 230L111 231V229H113ZM116 228H117V230H116ZM215 228H217V229H215ZM10 229H12V230H10ZM125 229H126V231H125ZM214 229H215V231H214ZM218 229H223V230L225 229V230L220 231ZM26 232H28V233H26ZM112 232H113V234H112ZM170 232H172V234H169ZM237 232H239V233H237ZM130 233H132V234H130ZM58 235H60V236H58ZM36 236H38V237H36ZM150 236L151 237L155 236L156 238L154 237V240H152ZM176 236H178V235H176ZM187 236H188V238H187ZM216 236H218V237H216ZM219 236H221V237H219ZM71 237H73V238H71ZM208 237H209V239H208ZM43 238H45L46 240ZM197 238H199V239H197ZM200 238L202 239V242H201ZM31 239H34V240H31ZM94 239H96V241H94ZM108 241H110V242H108ZM116 241H118L119 243ZM132 241H131V244H132ZM145 241H148L147 242L148 244ZM198 242L200 245L203 246L202 247L203 249L201 247H199L200 245L197 247ZM71 243H72V245H71ZM104 243L105 244L110 243L111 245L106 246ZM113 243H115V245H113ZM135 243H137V242L134 241L133 244H135ZM142 243H145V246L147 245L146 249L149 250V252H150V249H153V251L155 253H157L158 255L157 254L155 255V253L153 251H151L152 254H150L148 252L149 255L150 256L155 255V256L149 257V256H147L148 253L146 254V256H142L143 255V252L141 251L142 250L141 247L143 245ZM157 243H158V246L161 245L162 248L157 249L156 246L151 248L152 245L153 246H154V244L157 245ZM36 244H38V245L36 246ZM117 244H118V246H116ZM112 245L115 248H113ZM178 245H179V243H177L176 249L178 248ZM60 246H62V247H60ZM109 246H111L110 248L113 251H110L111 249L109 248ZM134 247H138V246H134ZM148 247H150V249ZM194 247L195 248L197 247L199 249H195ZM14 249H16V250H14ZM24 250H26V251L24 252ZM128 250H129V252H132L131 254H129L130 256L134 254L133 259H130V258H132V256L129 257V255H127V253H129ZM114 251H116V252H114ZM175 251L177 252V250H175ZM43 253H45V254H43ZM83 253H85V254H83ZM29 254H31L32 256H29ZM229 254H231V255H229ZM84 255H85V257H84ZM114 256H116V257H114ZM199 256H200V258H199ZM46 257H48V258H46ZM50 257H51V260H50ZM118 257H120V258H118ZM54 258H56V259H54ZM119 260H121V261H119ZM25 261L30 262V263H27ZM50 262H52V263H50ZM79 262H81V263H79ZM192 262H190V264H192Z\"/></svg>","mask_w":264,"mask_h":264},{"label":"bare ground","instance_id":"bare-ground-1","mask_svg":"<svg viewBox=\"0 0 264 264\" xmlns=\"http://www.w3.org/2000/svg\"><path fill=\"white\" fill-rule=\"evenodd\" d=\"M1 1H3V0H0V2ZM6 1H9V0H6ZM11 1V0H10ZM9 1V2H10ZM16 1V0H15ZM19 1H21L20 3L18 2V0L15 2V3H12V4H10L11 2H14L13 0L9 3V2H6V3H8L9 4V7L10 6H12V5H14V4H16V5H14V6H12V8H14V9H7V12H10L9 10H13L11 13H12V15L11 16H13L14 15V12L16 11L15 9V7H18V9H20V10H23V8H25V5L24 4H27L28 3V7L29 6H32L33 7V2H35L36 0H33V2H32V0H19ZM31 2V4H30V2ZM38 1V0H37ZM41 1V0H40ZM59 1V0H58ZM68 1V0H67ZM78 1V0H77ZM84 1V0H83ZM197 1V0H196ZM198 1H200V0H198ZM197 1V2H198ZM228 1V0H227ZM244 1V0H243ZM44 3H45V1H43ZM48 2H50V1H48ZM79 2V1H78ZM84 2H86V1H84ZM89 2H91V1H89ZM130 2V1H129ZM155 2V1H154ZM171 2V1H170ZM212 2V1H211ZM223 2V1H222ZM230 2V1H229ZM232 2H234V0L232 1ZM236 2V1H235ZM24 3V4H23ZM134 3V2H133ZM184 3V2H183ZM216 3V2H215ZM1 4V6L3 7V6H5V3H4V1H3V4L2 3H0ZM36 4H38L39 5V3L37 2ZM43 3L41 2V5H42ZM50 4H52V1H51V3ZM56 4H58V3H56ZM75 4V3H74ZM84 5H86L85 3H83ZM158 4H160V3H158ZM185 4V3H184ZM206 4V3H205ZM208 4V3H207ZM229 4V3H228ZM234 4V3H233ZM236 4V3H235ZM251 4H253L252 2H251ZM261 4H263V3H261ZM23 5V6H22ZM81 5V4H80ZM91 5V4H90ZM132 5V4H131ZM142 5V4H141ZM179 5V4H178ZM187 5V4H186ZM200 5V4H199ZM231 5V4H230ZM0 6V8H2ZM19 6H21L22 7V9H21V7H19ZM43 6H44V4H43ZM45 6H47V5H45ZM65 6H68V5H65ZM151 6V5H150ZM161 6V5H160ZM177 6V5H176ZM221 6V5H220ZM224 6V5H223ZM245 6V5H244ZM6 7V6H5ZM28 7H26V9L28 8ZM38 6H34L33 8H37ZM50 7V6H49ZM76 7V6H75ZM243 7V6H242ZM248 7V6H247ZM8 8V7H7ZM54 8H57V7H54ZM69 8L70 9H72L71 7H67V9L69 10ZM143 8V10H144V7H142ZM155 8H157V7H155ZM175 8V7H174ZM173 8V9H174ZM179 8V7H178ZM17 9V10H18ZM30 9H32V8H30ZM77 9V8H76ZM80 9V8H79ZM100 9H104V8H100ZM177 9V8H176ZM198 9H199V7H198ZM213 9V8H212ZM234 9V8H233ZM261 9V8H260ZM1 10V9H0ZM18 11V12H15V13H23L22 11ZM29 10V9H28ZM27 10V11H28ZM38 10V9H37ZM44 10H47V12H48V9L46 8V9H44ZM75 10V9H74ZM146 10V9H145ZM170 10V9H169ZM168 10V11H169ZM178 10V9H177ZM179 10H181V9H179ZM197 10V9H196ZM228 10V9H227ZM5 11H6V9H5ZM5 11H2L3 13H6ZM24 11V13H27V11H25V10H23ZM58 11V10H57ZM78 11V10H77ZM97 11V10H96ZM95 11V12H96ZM105 11V10H104ZM125 11V10H124ZM157 11V10H156ZM156 11H152V12H155L156 13ZM210 11V10H209ZM246 11V10H245ZM258 11V10H257ZM2 12H0L1 14L0 15H2V17L0 18V19H2L3 18V13ZM167 11H165V13H166ZM10 13V14H11ZM32 13V12H31ZM40 13V11L38 12V14ZM55 13V12H54ZM69 13V12H68ZM67 12L66 13H64V14H68ZM83 13V12H82ZM106 13V12H105ZM110 13V12H109ZM114 13V12H113ZM112 13V14H113ZM128 13V12H127ZM152 14V16L153 15H157V14ZM162 13V12H161ZM188 13V12H187ZM198 13V12H197ZM201 13V12H200ZM261 13V12H260ZM8 14V13H7ZM10 14H8V15H10ZM30 14V13H29ZM40 14H42V13H40ZM46 13L44 12V15H45ZM50 14V13H49ZM88 14V13H87ZM111 14V15H112ZM134 14V13H133ZM133 14L131 15V16H129L130 17V20H133L132 19V17H133ZM179 14V13H178ZM7 15V16H8ZM28 15V14H27ZM25 16V17H29L30 15H28V16ZM46 15H48V14H46ZM52 15V14H51ZM103 15H105V14H103ZM120 15V14H119ZM136 15L137 14H135V17L134 18H136ZM183 15V14H182ZM209 15V14H208ZM213 15V14H212ZM220 15V14H219ZM227 15V14H226ZM247 15V14H246ZM5 17L7 20L9 19L8 17ZM16 16V15H15ZM14 16V17H15ZM18 16V15H17ZM16 16V17H17ZM21 16V15H20ZM20 16H18V17H20ZM31 16H33V13H32V15ZM35 17L34 18H36V15H34ZM116 15H114V19L116 18L115 17ZM23 17H24V15H23ZM45 17V16H44ZM51 17H53V16H51ZM67 17H68V15H67ZM67 17H65V18H67ZM97 17V16H96ZM154 17H158V16H154ZM165 17V16H164ZM173 17V16H172ZM171 17V18H172ZM176 17V16H175ZM193 17V16H192ZM219 17V16H218ZM240 17V16H239ZM59 18V15H56V19H58ZM152 18V17H151ZM162 18V17H161ZM166 18V17H165ZM183 18H184V16H183ZM185 18H186V16H185ZM187 18H189V16L187 17ZM191 18V17H190ZM228 18V17H227ZM6 19H4L3 18V20H2V22L5 24V25H7V24H9V26H11L10 28H12L13 27V25H10V21L8 22ZM11 19H12V17H11ZM16 19V18H15ZM20 19H22V18H20ZM33 19V18H32ZM37 19V18H36ZM36 19L35 20H27L26 22L27 23H23V21L22 20H20V21H22L21 22V24H25V25H27L28 24V26H29V23L31 24V22H28V21H36ZM45 19V18H44ZM49 20H51L50 18H48ZM100 19V18H99ZM124 19H127V18H123L122 20H124ZM156 19H158V18H156ZM163 19V18H162ZM173 19V18H172ZM182 19V18H181ZM239 19V18H238ZM41 20V19H40ZM55 20V19H54ZM110 20H112V19H110ZM116 20V19H115ZM138 20H140V19H134V21H136V22H142V20L141 21H138ZM148 20V19H147ZM159 20V19H158ZM174 20V19H173ZM178 20V19H177ZM184 20V19H183ZM190 20V19H189ZM215 20V19H214ZM227 20V19H226ZM236 20V19H235ZM258 20V19H257ZM144 21H145V19H144ZM154 21H156L155 19H154ZM146 22V21H145ZM159 22V21H158ZM167 22H170V21H167ZM176 22V21H175ZM186 22V21H185ZM219 22V21H218ZM241 22V21H240ZM252 22V21H251ZM0 23H1V21H0ZM19 22H17V23H14V24H18ZM32 23H34V22H32ZM126 23H133L132 21H129V22H125L124 23V25L123 26H125V27H127V28H125V29H128V25L126 24ZM143 23V22H142ZM162 23V22H161ZM171 23V22H170ZM190 23V22H189ZM188 23V24H189ZM97 24V23H96ZM95 24V25H96ZM134 24V23H133ZM132 24V25H133ZM235 24H237L236 22H235ZM0 25H2V24H0ZM15 25V26H16ZM32 25V24H31ZM30 25V26H31ZM106 25V27L108 28V24L106 23L105 24ZM120 26H122V24H119ZM135 25V24H134ZM133 25V26H134ZM141 25L142 24H140V25H138L139 27H141ZM181 24H179V26H180ZM18 26V25H17ZM22 26V25H21ZM20 26V27H21ZM151 26V25H150ZM178 26V27H179ZM225 26V25H224ZM263 26V25H262ZM5 27V26H4ZM26 27V26H25ZM25 27H22L20 30V32L21 33H24V32H26L27 31V29H25L26 31H22L23 30V28H25ZM44 27V26H43ZM93 27V26H92ZM130 27L131 28H133L131 25H130ZM135 28H136V25L134 26ZM143 27V26H142ZM146 28L147 27H149V26H145ZM155 27H157V26H155ZM177 27V28H178ZM222 27V26H221ZM1 28H3V26L1 27ZM0 28V30H2L3 31V29H1ZM7 28H9V27H7ZM9 28V29H10ZM31 28L32 27H30V29L29 30H31ZM123 28V27H122ZM151 28V27H150ZM169 28V27H168ZM180 28V27H179ZM182 28H183V26H182ZM218 28V27H217ZM264 28V27H263ZM9 29H7L8 31H7V33H9ZM17 30H18V28H16ZM34 29H35V27H34ZM109 29V28H108ZM119 29H121V28H119ZM161 29V27L160 28H158V30H160ZM172 29V28H171ZM226 29V28H225ZM12 31L14 30V27L11 29ZM33 30V29H32ZM122 30V29H121ZM128 30H130V28L128 29ZM132 30V29H131ZM147 30V29H146ZM145 30V31H146ZM153 30H155V29H153ZM169 30H170V28H169ZM178 30V29H177ZM176 30V31H177ZM180 30V29H179ZM12 31H10V33L12 32ZM14 31H16V30H14ZM144 30H142V29H136V30H134V31H129V32H132L133 33V36H135V39H136V41H138L137 43H135L136 41H130V48L129 49H124L125 47H123V46H120V47H122L124 50H121V48L119 47V52H117V51H113L112 53H111V61H110V63L108 62V61H106V62H108L109 64V71H110V69H111V73H113L114 75V79L113 80H111V82L110 83H105V82H103V80H102V77H98V78H95V80H92V82H93V84H91L89 87H87V89L85 90V92L83 91V93L86 95L87 93H88V91H90V92H94V91H97L96 93L98 94V98L96 99V104H98L99 106H100V108H101V104H105V103H108L109 101H110V103H111V107H112V109H111V107H110V109L108 110L107 109V111H108V114L107 115H105V111L106 110H104L103 108H101V109H99L97 112V114H99V116H104V119H108V120H111V121H118L119 122V119L122 117V116H124L123 114L122 115H120V113H119V115L121 116V117H119L118 116V120H116V118H113L111 115H113L114 116V113H116V112H121L122 110L120 109V108H122L124 105L126 106V103H127V106L126 107H128L127 108V110L125 111V117H126V115H128V120L126 119V121L125 120H123V121H121V123H124V124H121L120 125V123L119 124H117V127L114 129V131H115V133L119 136V137H121V138H125V134L124 133H127L128 134V136H127V134H126V136L127 137H131V135H129L130 133H132V135H134V132L136 131L137 132V135H138V129H139V131H140V133H142L141 135L143 136V132H145V134H147L149 137H150V135H154V134H156V135H158L160 138H164L165 137V139L167 138V134H169L171 131H169L168 129H170V130H173L172 131V138H171V136L169 135V139L172 141V142H177V140L178 141H180V142H182V143H184V142H189L190 144L189 145H191L190 147L191 148H195V147H197V146H199L200 144L201 145H207L208 144V146L207 147H205L206 149H209V147L210 146H213L214 144H215V146H217L216 145V140L217 139H219V138H217L216 140H215V138L216 137H218V136H216L215 135V132L218 130L217 128L219 127H217V125H218V120H215V119H212L210 116H208V111H209V109H211V108H214L215 107V102L211 105V102H213L212 101V99H211V94L209 93L210 91H206V87L204 88V87H202V86H208V84L209 85H212L211 84V82L212 81H210V79L208 78V77H205V76H207L208 75V71H207V69H206V72H204V73H207V75L205 74V75H203V74H201L200 76H199V73H201V72H198L197 70V66H196V64L198 63L197 61L198 60H200V58H199V56H201L200 54L197 56L198 58V60L196 59V53L198 54V50H197V52L195 53L194 51V53H193V55H191L190 53V55L191 56H193V59H194V57H195V61L193 62V60H192V63L191 62H189L190 61V59L189 60H187V61H183V63H180V65H178V62H177V65L175 64V60L176 59H174V62L172 61V60H169L168 58H170L168 55H169V51L173 54V55H176L177 57H178V53H179V51L181 52L182 50V48L179 50V49H177L178 47L177 46H179V43H178V40L179 41H181L179 38H177V39H175V45H176V43H178L177 44V48H176V50H175V48H174V51H173V49H171V47L169 48V50H167V51H165V49L163 48V47H161L160 46V44H158V42H159V40H155V44L154 43H152V45H149L150 44V42H151V40H150V42L148 41V40H145V36H147V33L148 32H145ZM149 31V30H148ZM151 31V30H150ZM156 31V30H155ZM163 31V30H162ZM161 31V32H162ZM171 31H173V30H171ZM175 31V30H174ZM173 31V32H174ZM185 31H186V28H185ZM4 32H6V30H4ZM17 32V31H16ZM39 32V31H38ZM53 32V31H52ZM160 32V31H159ZM158 32V33H159ZM168 32V31H167ZM181 32V31H180ZM221 32V31H220ZM255 32V31H254ZM262 32V31H261ZM0 33H1V35L2 34H4V33H2L1 31H0ZM9 33V34H10ZM14 33V32H13ZM33 33H34V31H33ZM32 33V34H33ZM121 33V32H120ZM175 33V32H174ZM183 33V32H182ZM194 33V32H193ZM244 33V32H243ZM17 34H18V32H17ZM25 34H27V33H25ZM123 34H126V33H123ZM161 34H163V33H161ZM170 34V33H169ZM171 34H173L172 32H171ZM206 34H208V33H206ZM262 34V33H261ZM260 34V35H261ZM5 35H7L6 33H5ZM1 36V37H4V39L3 40H0V73L1 74H3V73H5V72H9V73H11V75H9V78H8V83H5L3 86H5V87H9V86H13V88H16V87H22V85H23V83H24V81H26V78L25 77H27L28 75H29V71H31V69H29L27 66H26V61H27V55L28 54H30L32 51H33V49H32V47H30V44H28V43H26V41H20V42H14V43H11V46H13V47H10V45H8L10 42L9 41H5V39H8V38H6V36ZM16 35V34H15ZM22 35H24V34H22ZM37 35V34H36ZM130 35V34H129ZM165 35H166V33H165ZM164 35V36H165ZM177 35V34H176ZM175 35V36H176ZM179 35V34H178ZM187 35V34H186ZM263 35V34H262ZM14 36V35H13ZM28 36V35H27ZM27 36H24V37H27ZM125 36V35H124ZM132 36V37H133ZM171 36V35H170ZM184 36V35H183ZM189 36V35H188ZM202 36V35H201ZM1 37H0V39H1ZM7 37H12V36H7ZM23 37V38H24ZM116 37H119V36H116ZM174 37V36H173ZM178 37V36H177ZM182 37V36H181ZM203 37V36H202ZM221 37V36H220ZM120 38V37H119ZM124 38H126V37H124ZM164 38V37H163ZM165 38H166V40H167V37L165 36ZM187 37H185V39H186ZM217 38H219V37H217ZM216 38V39H217ZM244 38V37H243ZM263 38V37H262ZM14 39L16 40V38L14 37ZM14 39H12V41L14 40ZM171 39V38H170ZM190 39V38H189ZM256 39V38H255ZM260 39H261V37H260ZM8 40H11V38L10 39H8ZM104 40V39H103ZM122 40V39H121ZM125 40H127V39H125ZM165 40V39H164ZM176 40H177V42H176ZM191 40V39H190ZM208 40V39H207ZM218 40V39H217ZM222 40V39H221ZM262 40V39H261ZM129 41V40H128ZM147 43H145V42ZM173 41V40H172ZM184 40H182L181 41V45H182V43H183V45H184V43L185 42H183ZM186 41V40H185ZM210 41V40H209ZM216 41V40H215ZM8 42V43H7ZM127 42V41H126ZM142 42H144L143 44H142ZM149 42V43H148ZM169 42V41H168ZM189 42V41H188ZM187 42V43H188ZM223 42V41H222ZM255 42V41H254ZM170 43V42H169ZM191 43V42H190ZM211 43V42H210ZM213 43V42H212ZM212 43H211V45H212ZM226 43H228V42H226ZM121 44V43H120ZM173 43H171V44H169V45H172ZM206 44V43H205ZM208 44V43H207ZM260 44V43H259ZM66 45H67V43H66ZM88 45V44H87ZM117 45V44H116ZM115 45V46H116ZM124 45V44H123ZM196 45V44H195ZM208 45H210V44H208ZM71 46H72V44H71ZM71 46H69V47H71ZM85 46V45H84ZM89 46V45H88ZM164 46V45H163ZM187 46V45H186ZM203 46V45H202ZM93 47H95V46H93ZM195 47V46H194ZM206 48H205V51L204 52H207L206 51V49L208 50L209 49V47L207 48V45L205 46ZM213 47H214V45H213ZM213 47H212V49H211V51L213 50ZM217 47H219V46H217ZM43 48V47H42ZM76 48V47H75ZM101 48V47H100ZM106 48V47H105ZM164 50H163V49ZM186 48V47H185ZM190 48V47H189ZM188 48V49H189ZM200 47H198V49H199ZM202 48V47H201ZM210 48H211V46H210ZM55 49V48H54ZM77 49V48H76ZM84 49H86V48H84ZM104 49V48H103ZM184 49V48H183ZM191 49H193V48H191ZM197 49V48H196ZM259 49V48H258ZM40 50V49H39ZM66 50V49H65ZM65 50L63 51V52H65ZM98 50V49H97ZM139 50V51H138ZM178 50V51H177ZM195 50V49H194ZM202 49H200V51H201ZM204 50V49H203ZM35 51V50H34ZM47 51V50H46ZM49 51H51V50H49ZM60 51V50H59ZM87 51H89V50H87ZM177 51V52H176ZM184 51V50H183ZM186 51V50H185ZM185 51H184V53H185ZM192 51V50H191ZM191 51H189V52H191ZM39 52V51H38ZM75 52H77V51H75ZM86 52V51H85ZM93 52V51H92ZM202 53H203V51H201ZM200 52V53H201ZM79 53L80 52H77V56L79 55ZM90 53V52H89ZM95 53H96V51H95ZM94 53V54H95ZM103 53H105V52H103ZM177 53V54H176ZM210 54V49L208 50V52L207 53H205L206 55L207 54ZM257 53V52H256ZM34 54V53H33ZM44 54V53H43ZM98 54V53H97ZM96 54V55H97ZM110 54V53H109ZM205 54H203L204 56H206ZM212 54H213V52H212ZM215 54V53H214ZM36 55H39V54H36ZM47 55V54H46ZM73 54H71V56L69 55V54H65V55H62V56H60V58H59V61H58V65L59 66H65V65H67L69 62H70V60H73V56H72ZM86 55V54H85ZM107 55V54H106ZM171 55V54H170ZM183 55V54H182ZM184 55H187V57H188V53L186 54H184ZM40 56H42V55H40ZM58 56V55H57ZM80 56H82V55H80ZM87 56V55H86ZM217 56V55H216ZM220 56H221V54H220ZM43 57H45V56H43ZM52 57V56H51ZM171 57H172V55H171ZM183 57L184 56H181V54L179 53V58L181 59V60H184L183 59ZM202 57V56H201ZM214 57V56H213ZM212 57V58H213ZM225 57V56H224ZM261 57V56H260ZM50 58V57H49ZM57 58V57H56ZM81 57H79L78 59H80ZM106 58V57H105ZM176 58V57H175ZM189 58V57H188ZM227 58V57H226ZM234 58V57H233ZM236 58V57H235ZM32 59V58H31ZM28 60V61H30L29 63L30 64H32L33 62L32 61H35V60ZM35 59H37V58H35ZM92 59V58H91ZM98 59H100V58H98ZM107 59V58H106ZM172 59H173V57H172ZM180 59H179V61H180ZM191 59H192V57H191ZM203 59H205V57H203ZM203 59H201L202 61H203ZM210 59V58H209ZM251 59V58H250ZM259 59V58H258ZM40 60V59H39ZM39 60H36L35 62H36V64L37 65H39L37 68H40V66H43V65H41L43 62L42 61H39ZM81 60V59H80ZM213 60V59H212ZM223 60V59H222ZM27 61V62H28ZM98 61H100V60H98ZM101 61H103V60H101ZM205 61H206V59H205ZM204 61V62H205ZM230 61V60H229ZM228 61V62H229ZM235 61V60H234ZM246 61V60H245ZM41 62V63H40ZM46 62V61H45ZM48 62H50V60H48ZM92 62H94V61H92ZM181 62V61H180ZM195 62H197L196 64H195ZM214 62H216V60L214 61ZM218 62H220V61H218ZM225 62V61H224ZM261 62V61H260ZM264 62V61H263ZM51 63H53V64H55L54 62H51ZM51 63L49 64V63H47L48 65H50V66H48V67H51L52 65H51ZM83 63V62H82ZM96 63V62H95ZM98 63V62H97ZM203 63V62H202ZM210 63L211 62H208V64H209V66H210ZM35 64V63H34ZM44 64H46V63H44ZM101 64V63H100ZM105 64V63H104ZM207 64V65H208ZM213 64V63H212ZM33 65V64H32ZM198 65V67L199 66H202V65H199V64H197ZM203 65L206 67V62H205V64L203 63ZM215 65V64H214ZM217 65V64H216ZM220 65V64H219ZM233 65V64H232ZM248 65V64H247ZM76 66V65H75ZM208 66V67H209ZM212 66V65H211ZM234 66V65H233ZM36 67V66H35ZM72 67V66H71ZM96 67V66H95ZM111 67V68H110ZM207 67V68H208ZM215 67V66H214ZM225 67H227V66H225ZM225 67H224V69H225ZM232 67V66H231ZM43 68V67H42ZM84 68L89 72V73H94V75L96 76V74H95V72H94V70H93V68L91 67V65L90 64H85L84 65ZM104 66H99V72H102V74H104L105 73V70H104ZM210 68V67H209ZM222 69H223V67H221ZM228 68V67H227ZM235 68V67H234ZM237 68H239V67H237ZM262 68V67H261ZM13 69H16V71L15 72H11V70H13ZM55 69V68H54ZM53 68L51 69V70H54ZM63 69V68H62ZM71 69V68H70ZM78 69V68H77ZM197 69V70H196ZM203 68H201V67H199V70H202ZM223 69V70H224ZM40 70H43V69H41L40 68ZM44 70H46V69H44ZM43 70V71H44ZM49 70V69H48ZM76 70V69H75ZM108 70V69H107ZM204 70H205V68H204ZM211 70V69H210ZM216 70V69H215ZM215 70H213V71H215ZM230 70H231V68H230ZM233 70V69H232ZM235 70V69H234ZM3 73H2V72ZM14 71V70H13ZM50 71V70H49ZM54 71H57V72H55V73H58V68H57V70H54ZM73 71V70H72ZM108 71V72H109ZM195 71H197L196 73H195ZM224 71H226V69L224 70ZM241 71H243V70H241ZM263 71V70H262ZM39 73H41L40 75H42V72H40V71H38ZM51 72V71H50ZM109 72V73H110ZM219 72H221V71H219ZM227 72V71H226ZM232 72V71H231ZM234 72H236V70L234 71ZM49 73V72H48ZM48 73H46L48 76H49V78H51V77H53V74H48ZM59 73H61V72H59ZM77 73V72H76ZM108 73V74H109ZM198 73V74H197ZM210 73V72H209ZM224 73V72H223ZM228 73V72H227ZM247 73H249V72H247ZM88 74V73H87ZM101 74V75H102ZM218 74V73H217ZM226 74V73H225ZM229 74V73H228ZM52 75V76H51ZM61 75V74H60ZM89 75V74H88ZM99 75V74H98ZM105 75V74H104ZM103 75V76H104ZM197 75H198V77H197ZM210 75H211V73H210ZM210 75H208V76H210ZM221 75V74H220ZM255 75V74H254ZM264 75V74H263ZM3 76V75H2ZM39 76V75H38ZM38 76L36 77L37 79H38ZM56 76H58V75H55L54 77H56ZM109 76V75H108ZM215 76V75H214ZM214 76L212 77V78H214ZM229 76V75H228ZM238 76V75H237ZM258 76V75H257ZM1 77V76H0ZM47 77V76H46ZM64 76H61V78H63ZM97 77V76H96ZM191 77H195L194 79L193 78H191ZM200 77V78H199ZM210 77V78H211ZM218 77H219V75H218ZM217 77V78H218ZM224 77V76H223ZM227 77V76H226ZM234 77V76H233ZM247 77V76H246ZM245 77V78H246ZM259 77H260V74H259ZM49 78H47V80H49ZM93 78V79H94ZM106 78H109V77H105V79ZM198 79L197 80V82H199L198 83V85H201V86H195V88H196V90H195V88L193 87H191L192 89H194L195 91H196V95L197 96H194L195 97V100L194 99H192V100H194L195 102H194V105L195 106H197L198 104H199V102L201 103L202 102V100H203V104H202V110L203 111H200V116H199V114H197V112H196V114H197V116H195V117H193L195 114H194V111H193V113H191V115H193V116H191L189 113L190 112H184L183 111V108L184 109H188V107H186V105H184V104H188V102L186 103V101H185V99H188V98H190V96L188 95V94H190L191 95V93H189V92H192V94H194V92L195 91H193V90H190L191 88H189L188 86H187V90L185 89L186 88V85H187V83H189V86H192V85H190V84H192L193 82H194V84H197V82H196V80L195 79ZM255 78H257V77H255ZM32 79V78H31ZM54 79V78H53ZM55 79H60V78H55ZM68 79V78H67ZM85 79V78H84ZM192 79L193 80H195V81H193V82H191L192 81ZM206 79H208V80H206ZM216 79V78H215ZM220 79V77L218 78V80ZM225 79V78H224ZM247 79V78H246ZM245 79V80H246ZM261 79H262V76H261ZM260 79V80H261ZM42 81H43V79H41ZM40 80V85H44V83L43 84H41V81ZM63 80V79H62ZM62 80H60V82L62 81ZM214 80V79H213ZM217 80V79H216ZM260 80H259V83H260ZM28 81H32V80H30V79H28ZM49 81H51V83L54 81V83H56V81L55 80H52V78H51V80H49ZM48 81V82H49ZM69 81V80H68ZM95 81V82H94ZM105 81V80H104ZM200 81H202V82H200ZM207 81H208V83H207ZM220 81V80H219ZM224 81V80H223ZM228 81V80H227ZM235 81H237V80H235ZM247 81H249V80H247ZM262 81V80H261ZM34 82V81H33ZM84 82H86V81H84ZM88 82V81H87ZM210 82V83H209ZM215 82V81H214ZM217 82V81H216ZM222 82V81H221ZM243 82V81H242ZM28 83V82H27ZM175 83H176V85H177V87H176V85H175ZM201 83V84H200ZM204 83H206V84H204ZM226 83V82H225ZM231 83V82H230ZM237 83V82H236ZM250 83V82H249ZM49 84V83H48ZM60 84H65L66 86H69V84H66V82L64 83V82H62V83H60ZM186 84V85H185ZM193 84V85H194ZM219 84V83H218ZM217 84V85H218ZM245 84V83H244ZM30 85V84H29ZM34 85H36L35 83H34ZM52 85H54V84H52ZM52 85H49V87L50 86H52ZM57 85H59V84H56V85H54V86H57ZM179 85H182L183 86V88L185 89V90H183V91H181L182 90V88H180V89H178V87H180ZM215 85V84H214ZM220 85V84H219ZM251 85V84H250ZM262 85H263V83H262ZM33 86V85H32ZM32 86H30L29 88L30 89H33V88H31ZM54 86H52V87H54ZM61 86V85H60ZM64 86V85H63ZM181 86V87H182ZM213 86V85H212ZM212 86L209 88V86H208V88L211 90V88H212ZM225 86V85H224ZM236 86V85H235ZM249 86V85H248ZM24 87V86H23ZM26 87V86H25ZM24 87V88H25ZM28 87V86H27ZM34 87H36V86H34ZM38 88H39V86H37ZM62 87V86H61ZM61 87L59 88V89H61ZM215 87H217L216 85H215ZM264 87V86H263ZM42 88H44V86H42ZM51 88V87H50ZM65 88V87H64ZM214 88V87H213ZM226 88V87H225ZM261 88H262V86H261ZM3 89H5V88H3ZM37 89V88H36ZM36 89L35 90H26V91H29L30 93L29 94H32V92H35V93H37V94H42L41 96H39V98H42L43 97V93H45V97H44V99H46V97H47V99H49V95L51 94V93H48V95L46 94V92L47 91H49V92H52V88L51 89H49V88H46L47 90H44V89H42V90H40V91H44L43 93H40V91H36ZM39 89H41V87L39 88ZM55 89H57V88H55ZM108 90L109 91V95L108 96H106V95H104L105 93H102V90ZM216 89V88H215ZM263 89V88H262ZM62 91H65V89H61ZM67 90H69V89H67ZM217 90V89H216ZM56 91V90H55ZM215 91V90H214ZM220 91V90H219ZM232 91H234L233 89H232ZM237 91V90H236ZM16 92V91H15ZM57 92V91H56ZM90 92H89V94H90ZM221 92V91H220ZM257 92V91H256ZM35 93H33L34 95H36ZM187 93V94H186ZM208 93V94H207ZM223 93H224V91H223ZM227 93V92H226ZM240 93V92H239ZM244 93V92H243ZM262 93V92H261ZM29 94H27L26 93V96H24V97H26V100H25V102H27V100L28 99H31L33 96H31V98H27V95H29ZM53 94H55V93H52V95ZM96 94V95H97ZM173 94V95H172ZM222 93H220V94H218L219 96L221 95ZM242 94V93H241ZM263 94H264V92H263ZM13 95V94H12ZM91 95V94H90ZM170 95H171V100H175V99H172V96L174 97V98H176L174 95H177V98H178V100H176V101H178V106H177V108L181 111L182 110V114L180 115V114H178L177 113V116L178 117H176V119H174V116L173 117H170V118H172L173 119V121L171 122V123H168V124H164L165 125V127H161V125H162V123H164V122H168L167 121V119L169 118V117H166V115L167 114H165V112H164V110H165V108L163 107L164 105H162V104H164L165 102H167V101H165V99H168L169 97H170ZM185 95L187 96H189L188 98H184L185 97ZM218 95H217V97H214L215 99L214 100H216V98H218ZM224 95V94H223ZM222 95V96H223ZM260 95V94H259ZM38 95H36V97H37ZM51 96V95H50ZM214 96V95H213ZM212 96V97H213ZM215 96H216V94H215ZM233 96V95H232ZM241 96V95H240ZM86 97H88V96H86ZM192 97H193V95H192ZM191 97V98H192ZM193 97V98H194ZM221 97V96H220ZM261 97V96H260ZM264 97V96H263ZM34 98V97H33ZM52 98H56V97H52ZM176 98V99H177ZM190 98V99H191ZM256 98V97H255ZM258 98V97H257ZM37 100H39L38 98H36ZM92 99V98H91ZM199 99H201V101L199 100ZM219 99V98H218ZM221 99V98H220ZM33 100V99H32ZM37 100H34V101H37ZM73 100H75V99H73ZM89 100V99H88ZM168 100H170V98L168 99ZM199 100V101H198ZM227 100V99H226ZM264 100V99H263ZM44 101V100H43ZM50 102L49 103H47V102H45V103H47V104H45V106H47V107H51L53 110L55 109V110H59V109H61V110H63L64 111V109L66 108V100H65V98L64 97H61L60 99H58V100H49ZM91 101H93V100H91ZM11 102V101H10ZM19 102V101H18ZM30 102H32V101H30ZM39 102V101H38ZM72 102H74L75 103V101H72ZM185 102V103H184ZM216 102H218V101H216ZM220 102V105H221V102H222V99L219 101ZM256 102V101H255ZM169 103H171L170 101H169ZM176 103V105H177V102H175ZM184 103V104H183ZM36 103H33V105H35ZM38 104H40V103H37L36 104V106L38 105ZM121 104H124L123 106H118V105H121ZM167 104H168V102H167ZM173 104V103H172ZM192 104V103H191ZM227 104H228V102H227ZM255 104V103H254ZM31 105V104H30ZM117 105V106H116ZM170 105V104H169ZM169 105H166V106H169ZM185 107H184V106ZM189 105V104H188ZM223 105V104H222ZM221 105V106H222ZM263 105H264V103H263ZM88 107H89V105H87ZM108 106H109V104H108ZM113 106H114V108H118V109H114V110H118V111H115L114 112V110H113ZM34 106H32L31 108H33ZM126 107H123V109L125 108L126 109ZM160 107H163L164 108V110H160ZM171 107V106H170ZM174 107V106H173ZM191 107V106H190ZM219 107V106H218ZM246 107V106H245ZM30 108V107H29ZM35 108V107H34ZM95 108H97V107H95ZM198 108V107H197ZM43 109H46V108H43ZM67 109V108H66ZM171 109H172V107H171ZM190 109V108H189ZM232 109V108H231ZM31 110V109H30ZM33 110V109H32ZM48 110H50V109H48ZM53 110H51V111H53ZM68 110H69V108H68ZM83 110V109H82ZM87 110V109H86ZM110 110H112L113 111V114H111L112 113V111L109 113V111ZM166 110H168V109H166ZM211 110H213V109H211ZM238 110V109H237ZM91 111V110H90ZM89 111V112H90ZM96 111V110H95ZM190 111V110H189ZM197 111V110H196ZM231 111V110H230ZM247 111V110H246ZM82 112H84V111H82ZM86 112V111H85ZM215 112V111H214ZM229 112V111H228ZM235 112V111H234ZM45 113H48V112H45ZM45 113H43V114H45ZM170 113V112H169ZM212 113H213V111H212ZM212 113L210 114L209 113V115H212ZM232 113V112H231ZM230 113V114H231ZM82 114V113H81ZM109 114H111V115H109ZM155 114H159L158 116V125H157V131L154 129V127H153V129L154 130H151V129H147L146 130V128H145V126H144V128H145V130L146 131H143L144 130V128H143V125L141 126V122L143 121V120H147V118L146 117H148V116H151V115H155ZM161 114V115H160ZM173 114V113H172ZM172 114H171V116H172ZM203 114V115H202ZM238 114H239V112H238ZM34 115V114H33ZM51 115H53V114H51ZM55 115V114H54ZM116 115V114H115ZM118 115V114H117ZM175 115V114H174ZM179 115H180V117H179ZM225 115V114H224ZM223 114H222V118H223V116H224ZM235 115V114H234ZM26 116V117H25ZM38 116V115H37ZM227 116V115H226ZM225 116V117H226ZM232 116V115H231ZM230 116V117H231ZM237 116V115H236ZM30 117V112H29V110H26V109H24V107H21L20 105H19V103H16V101H15V103L14 104H12L11 106H9V107H7V109H6V111H5V113H4V117L2 118V124H3V126L1 125V127L0 128H4L3 129V133L5 134V132L7 131V127H6V124H7V126H8V128H9V130H10V128H12V129H15V125H17V126H19V125H21V119L23 120V118H29ZM41 117V116H40ZM47 117V116H46ZM52 117V116H51ZM91 117H93V116H91ZM199 117H202V118H199ZM228 117V116H227ZM31 118V117H30ZM65 118V117H64ZM85 118V117H84ZM146 118V119H145ZM157 118V117H156ZM156 118H154V119H152V120H157ZM219 118V117H218ZM221 118V117H220ZM234 119H235V121H236V118L237 117H233ZM244 118V117H243ZM47 119V118H46ZM238 119V118H237ZM27 120V119H26ZM31 120H33V119H31ZM66 120V119H65ZM100 120V119H99ZM223 120H224V118H223ZM228 120V119H227ZM226 120V121H227ZM233 120V119H232ZM241 118H240V121L238 122V123H241ZM30 121V120H29ZM130 121V123H125V122H129ZM226 121L225 122H222V123H224V124H226ZM231 121V120H230ZM229 121V122H230ZM249 121V120H248ZM1 122V121H0ZM19 122H20V124H19ZM79 122H80V120H79ZM95 122H98V121H95ZM214 122H216V124H214ZM25 123V122H24ZM45 123V122H44ZM109 123H111V122H109ZM117 123V122H116ZM154 123V122H153ZM234 123V122H233ZM236 123V122H235ZM237 123V124H238ZM29 124V123H28ZM93 124V123H92ZM102 124V123H101ZM148 124V123H147ZM171 124V126H173V127H168V126H166V125H170ZM232 123H230V125H231ZM38 125H40V124H38ZM44 125V124H43ZM42 125V126H43ZM62 125V124H61ZM67 125H69V124H67ZM72 125V124H71ZM84 125V124H83ZM114 125V124H113ZM125 125H127L126 127H125ZM131 125H133V126H131ZM150 125H152L153 126V124H149V126ZM241 125V124H240ZM239 125V126H240ZM128 126H130V128H128ZM163 126V125H162ZM213 126H215V128H216V131L214 132V128L212 129V127ZM224 126V125H223ZM239 126H237V127H239ZM242 126V125H241ZM19 127H21V126H19ZM45 127V126H44ZM131 127H133V129L135 128V130H132L131 129ZM226 127H229V126H227L226 125ZM230 127H232V126H230ZM233 127H236V125H234ZM244 127V126H243ZM242 127V128H243ZM249 127V126H248ZM251 127V126H250ZM73 128V127H72ZM78 128V131H76V132H79V126L77 127ZM84 128V127H83ZM82 128V129H83ZM126 128V129H125ZM138 128V129H137ZM222 128V127H221ZM33 129H35V128H33ZM51 129H53V128H51ZM81 129V131H83ZM131 129V130H130ZM229 129H231V128H229ZM233 129V128H232ZM238 129V128H237ZM19 130H20V128L19 129H15V133H18L19 132ZM36 130V129H35ZM35 130H34V133H35ZM55 130V133H60V132H63V135L64 136H66L68 139H69V134L68 133H70L71 132V130L72 129H70V126L69 127H67L66 125H64V126H59V127H57L56 129H54ZM67 130H70V131H68L67 132ZM73 130H75V129H73ZM100 130H103V129H100ZM125 130L126 131H128V130H130V131H132V132H125ZM165 130H168L169 132L168 133H166L165 134V132H167V131H165ZM222 130V129H221ZM234 130V129H233ZM109 131V130H108ZM142 131V132H141ZM232 131V130H231ZM52 132V131H51ZM50 132V133H51ZM92 132H94V131H92ZM121 132H124V133H121ZM218 132V131H217ZM228 132V131H227ZM15 133H14V135H15ZM72 133H74L75 134V132H72ZM80 133V132H79ZM140 133H139V137H140ZM222 133V132H221ZM144 134V135H145ZM8 135V134H7ZM42 135H45V134H42ZM55 135V134H54ZM81 135V136H80ZM97 135H99V136H101L100 134H97ZM106 135V134H105ZM214 135H215V137H214ZM227 135V134H226ZM18 136V135H17ZM73 136V134L72 135H70V137H72ZM77 136V137H76ZM79 136V137H78ZM147 136V137H148ZM240 136V135H239ZM1 137V136H0ZM73 137H75V138H81L82 140H83V136H82V134H75ZM94 137V136H93ZM104 137V136H103ZM134 138H131L130 140H132V139H134L135 140V142L134 141H132V143H134V144H136L135 146L137 147V144H139V145H143L144 144V142L143 143H138L136 140V138H137V136L136 135H134L133 136ZM148 137V138H149ZM221 137V136H220ZM224 137V136H223ZM242 137V136H241ZM254 137V136H253ZM36 138V137H35ZM75 138H73V139H75ZM85 138V137H84ZM141 138V137H140ZM139 138V139H140ZM156 138V137H155ZM226 138V137H225ZM9 139H12V135L11 136H7V139L6 140H9ZM93 139V138H92ZM126 139H128V138H126ZM151 139H153V138H151ZM157 139V138H156ZM156 139H154V141L156 140ZM236 138H234L233 140H235ZM249 139V138H248ZM18 140V139H17ZM39 140V139H38ZM94 140V139H93ZM148 140H150V139H148ZM226 140V139H225ZM238 140V139H237ZM236 140V141H237ZM246 140V139H245ZM53 141H55V140H53ZM77 141H79L80 143H83V142H81V140L79 139V140H77ZM144 141H146V139H144ZM214 141V142H213ZM220 141H221V139H220ZM229 141V140H228ZM240 141V140H239ZM252 141V140H251ZM7 142V141H6ZM24 142V141H23ZM67 142V141H66ZM73 142H75V140H73ZM73 142H71V140H69V142L67 143V147H71V150H68V153H69V156L71 157V158H75L76 156H78L77 157V159L78 158H81V159H87V156L86 155H82V156H80V155H78V153L79 152H76V149L77 148H72L73 146H71V144H76V143H78V142H75V143H73ZM87 142V141H86ZM152 142H153V140H152ZM157 142H160V143H156V141L155 142H153L152 144H153V148H152V150L155 148V146H156V144H161L162 143V145L163 144H166V143H163L162 141H157ZM219 142V141H218ZM231 142V141H230ZM238 142V141H237ZM236 142V146H237V143ZM60 143V142H59ZM220 143V142H219ZM226 143V142H225ZM242 143V142H241ZM50 144V143H49ZM85 144V143H84ZM90 144H93V143H90ZM148 144H150V143H148ZM178 144L179 143H177V145L176 146H178ZM186 144V143H185ZM188 144V143H187ZM22 145V144H21ZM108 145V144H107ZM123 145V144H122ZM126 145V144H125ZM151 145V144H150ZM189 145H185V146H189ZM201 145H200V147H201ZM242 145V144H241ZM25 146H27V145H25ZM53 146H54V144H53ZM79 146H81V145H79ZM108 146H110V145H108ZM143 146H145V145H143ZM164 146H167L168 147V144H166V145H164ZM164 146H161V148H162V150H161V152H163V153H165V151H163V150H166L167 151V147L166 148H164ZM180 146V145H179ZM178 146V147H179ZM215 146H213V148H215ZM121 147V146H120ZM148 147H149V145H148ZM159 147V146H158ZM203 147V146H202ZM204 147H203V150H204ZM251 147V146H250ZM79 148V147H78ZM81 148V147H80ZM82 148H83V144H82ZM160 148V147H159ZM170 148H172V146L171 147H169V150H170ZM177 148V147H176ZM175 148V149H176ZM212 148V147H211ZM210 148V149H211ZM217 148V147H216ZM225 148H228V147H225ZM225 148H223V149H225ZM232 148V147H231ZM238 148V147H237ZM243 148V147H242ZM241 148V149H242ZM56 149V148H55ZM62 149V148H61ZM124 149H126V148H124ZM144 149H145V147H144ZM144 149L142 150V151H144ZM174 149V150H175ZM218 149H219V147H218ZM235 149H236V147H235ZM245 149V148H244ZM243 149V150H244ZM255 149V148H254ZM257 149V148H256ZM82 150V149H81ZM87 151V152H85V151ZM109 150V149H108ZM127 150V149H126ZM131 150V149H130ZM134 150V149H133ZM145 150H147V148L145 149ZM168 150V152H169V154H173V153H171L170 151L172 150H170L169 151ZM177 150H178V148H177ZM185 150V149H184ZM200 150H201V148H200ZM199 150V151H200ZM220 150V149H219ZM219 150H216V151H214V149H213V151H214V154H215V152L216 153H218L217 151H219ZM246 150V149H245ZM244 150V151H245ZM250 150V149H249ZM17 151H21V150H17ZM83 151L85 152V154L87 153H93V154H95L96 153V149L95 148H89V150L87 149H85V148H83ZM105 151V150H104ZM158 151H160V150H158ZM180 151V150H179ZM182 151V150H181ZM186 151V150H185ZM197 152H198V150H196ZM221 151V150H220ZM220 151H219V153H220ZM260 151V150H259ZM121 152H123V151H121ZM126 152V151H125ZM125 152H123V153H125ZM127 152H129V151H127ZM135 152V151H134ZM150 152H157V150L155 149V150H153V151H150ZM178 152V151H177ZM177 152H175V153H177ZM191 153H192V151H190ZM211 152H212V149H211ZM221 152H223V151H221ZM32 153V152H31ZM57 153H58V151H57ZM97 153H99V150H97ZM147 153V155H151V154H149L148 152H146ZM185 153H188V152H184V155H185ZM190 153V154H191ZM210 153V152H209ZM213 153V152H212ZM211 153V154H212ZM226 152H224V154H225ZM228 153V152H227ZM236 153H237V151H236ZM240 153H242L241 155H243V154H245L242 150H240V152H239V154ZM247 153H248V151H247ZM5 154V153H4ZM8 154H10V153H8ZM38 154H40V153H38ZM54 154H56V153H54ZM119 154V153H118ZM122 154V153H121ZM156 154V153H155ZM161 153H159V156H161L160 155ZM189 154V153H188ZM188 154L185 156L186 158L188 157ZM201 154V153H200ZM222 154V153H221ZM229 154H231L230 153V149H229ZM2 155V154H1ZM33 155V154H32ZM68 155V154H67ZM66 155V156H67ZM133 156L134 155H136L137 156V158H139V159H141V157H138V155H141V156H143V155H146V154H141L140 153V151L138 152L137 151V154H132ZM131 155V156H132ZM146 155V156H147ZM164 155V154H163ZM165 155H167V152L165 153ZM174 155V154H173ZM176 155V154H175ZM174 155V156H175ZM199 155V154H198ZM197 155V156H198ZM204 155V157H205V155L206 154H203ZM210 155V154H209ZM209 155H208V157H209ZM213 155V154H212ZM218 155V154H217ZM220 155V154H219ZM218 155V156H219ZM227 155V154H226ZM248 155V154H247ZM251 155V154H250ZM253 155V154H252ZM259 155V154H258ZM24 156V155H23ZM121 156V155H120ZM136 156H134V158H130L129 156L126 158V162L124 161V159L122 160L123 162H122V164L120 165V162H121V160L120 161H116L111 167H110V172L108 173V174H104V176L103 177H105V178H100V181H99V186H100V188H101V201H100V203H102V202H105L106 203V205H108L109 207H107V206H103L102 204L100 205L99 204V200H98V197L96 196L93 200H92V202L90 203V205L89 206H87V207H85V208H87L89 211H100V210H102V209H106V207H107V209L106 210H108V211H111V212H116V211H119V208H117L116 209V207H118L119 205H121V203H123V202H121V203H119V200H121V201H126L123 197H124V195L122 194V196H121V193H118L117 191H119V190H117V191H113V193H111L110 192V190H107V188H106V186H105V183L107 182L111 187H113V188H115L114 186H116V187H119L120 186V184H124V182H126L127 180H129L128 178L131 176L130 174H132V176L134 177V175H135V179L136 180H134V178H132L133 180H131V181H128V183L129 184H125V185H130V184H132L133 182H136V184L135 185H138V184H140V185H138L139 187H141V184L143 183L144 184V182H142V183H139L137 180H140L139 178H142V177H144V176H146V175H149V174H145L144 175V173L142 172V171H144V169H140L141 167H142V165L140 166L139 165V168L138 169H135V167L136 166H138L137 165V163H134V162H139V161H137L138 159H136L135 157ZM159 156H153V157H158L159 158ZM192 157H193V155H191ZM190 156V157H191ZM195 156H196V152H195ZM196 156V157H197ZM201 156V155H200ZM200 156H198V157H200ZM231 156V155H230ZM239 156V155H238ZM237 156V157H238ZM246 156V155H245ZM96 157V156H95ZM102 157V156H101ZM166 157V156H165ZM173 157V156H172ZM176 157V156H175ZM175 157H173V159H175ZM196 157H194L195 159H196ZM208 157H207V159H208ZM227 157V156H226ZM242 157V156H241ZM241 157H240V159H241ZM249 157V156H248ZM16 158H18V157H16ZM32 158V157H31ZM66 158V157H65ZM97 158V157H96ZM120 158V157H119ZM145 158V157H144ZM150 158V157H149ZM148 158V156H147V158H145V159H149ZM162 158H164V156L162 157ZM162 158H159L160 160L162 159ZM169 158H171V156H169ZM177 158V157H176ZM183 158V157H182ZM181 158V159H182ZM211 158V157H210ZM215 158H216V154H215ZM32 159H34V158H32ZM88 159H90V158H88ZM95 159V158H94ZM131 159V160H130ZM132 159H134L135 161H133ZM144 159V160H145ZM165 159H168V157L167 158H164V160ZM189 159V158H188ZM191 159V158H190ZM189 159V160H190ZM212 159V158H211ZM213 159H214V157H213ZM212 159V160H213ZM216 159H220L219 157H217ZM246 159V158H245ZM258 159V158H257ZM52 160V159H51ZM59 160V159H58ZM149 160H153V159H149ZM204 160H205V158H204ZM215 160V159H214ZM222 160V159H221ZM229 160V159H228ZM0 161H1V159H0ZM91 161V160H90ZM130 161H133V163L132 162H130ZM146 161V160H145ZM163 161V160H162ZM170 161V160H169ZM171 161L173 162L174 160H172L171 159ZM176 161V160H175ZM187 162H189L188 160H186ZM201 161V160H200ZM207 161V160H206ZM220 161V160H219ZM219 161L217 160V162H216V164L217 163H219ZM224 161V160H223ZM247 161H248V159H247ZM40 163H41V161H39ZM63 162V161H62ZM87 162H89V161H87ZM146 162H148V161H146ZM177 162H179L178 161V158H177ZM184 162V161H183ZM190 162H191V160H190ZM189 162V163H190ZM197 162V161H196ZM196 162H194V163H196ZM205 162V161H204ZM210 162H211V160H210ZM210 162L208 163V165L210 164ZM239 162V161H238ZM240 162H242V161H240ZM244 162H246V161H244ZM250 162V161H249ZM125 163V165H131V163H132V165H131V167L130 166H124V167H126V168H123L125 171H126V174L127 175H130V176H127V175H125V179H122V183H120L119 184V180H117L116 178H119V179H121V178H123V177H120L124 172H122L121 173V175H114V176H117V177H112V175L113 174H117L118 172H116V170L117 169H115V168H117V166L119 165V166H123V164ZM150 163V162H149ZM153 163V162H152ZM160 163H162V162H160L159 161V163L158 164H160ZM164 163V162H163ZM169 163V162H168ZM171 163V162H170ZM174 163H176V162H174ZM186 163V162H185ZM220 163H222L221 161H220ZM220 163L218 164L220 167H222V165H220ZM225 163H226V160H225ZM232 163V162H231ZM252 163V162H251ZM21 164V163H20ZM61 164V163H60ZM87 164V163H86ZM135 164H136V166H135ZM172 164V163H171ZM182 164V163H181ZM198 164V163H197ZM203 164V163H202ZM214 164V163H213ZM213 164H210L209 166H210V168L207 170V172H211L212 173V175L209 177V178H211V180L214 178V185H213V183L211 182V181H209V182H207V180L208 179H206V182H205V178L203 177V178H201V180L202 179H204L203 181H204V183H206L207 184V186L209 185L210 186V188H207V189H204V188H206L205 186H206V184H205V186L204 187H202L201 185H200V187H202V190L200 191V192H195L196 191V188L198 189V187H197V184L195 185L196 186V188H193L192 186V189H194L193 191L194 192H192L191 190H189L191 187L189 186V191L191 192V194L189 193V192H185V193H189L188 194V196L185 198V199H182L181 197H179L178 195V198H180V199H182V200H184V205H185V208H186V210L187 211H190L191 213H197V212H199L200 213V211H199V209H196L195 207H194V205H193V200H194V198H196V197H201L202 199H210V198H217V199H214L213 201L215 202V201H218V206L220 207L219 209H221L222 207H225L224 205H225V202H228L227 200L228 199H230V198H226L227 196L226 195H228V194H231V193H228L227 194V192H232V194H233V192L234 191H231V189L230 190H228V188L230 187H232L233 186V184H232V182L229 180V182H231V184H232V186H231V184H226V185H228V187L226 188L224 185V176H222L225 172H224V170L226 171L227 169H224V170H222L221 168V170L220 169H216L215 168V164L213 165ZM233 164V163H232ZM231 164V166H233ZM238 164V163H237ZM256 164V163H255ZM254 163H253V165H255ZM260 164V163H259ZM41 165V164H40ZM150 165V164H149ZM149 165H147V166H145L146 168L149 166ZM163 165H165V164H163ZM169 165V164H168ZM177 164H175V166H176ZM188 165V163H186V165H184V166H187ZM204 165H206V164H203L202 166L203 167H205ZM218 165H216V166H218ZM240 165H242V164H240ZM252 165V164H251ZM261 165V164H260ZM263 165V164H262ZM84 166V165H83ZM133 166H135V167H133ZM156 166V165H155ZM179 166V165H178ZM177 166V167H178ZM208 166V167H209ZM224 166V165H223ZM227 166V165H226ZM237 166V165H236ZM56 167H58V166H56ZM133 167V168H132ZM158 167V166H157ZM179 167H181V166H179ZM183 167V166H182ZM239 167V166H238ZM244 167V166H243ZM242 167V168H243ZM250 167H252V166H250ZM43 169H45V167H42ZM41 168V169H42ZM71 168V167H70ZM79 168V167H78ZM77 168V169H78ZM121 168V167H120ZM120 168H118L119 170V172H120ZM129 168V169H128ZM132 168V169H131ZM137 168V167H136ZM149 168H151V167H148V169ZM165 168V167H164ZM169 167H167V168H165V169H168ZM190 168V167H189ZM188 167H187V170L189 169ZM195 168H196V166H195ZM198 168V167H197ZM226 168V167H225ZM227 168H228V166H227ZM248 168H249V166H248ZM264 168V167H263ZM29 169V174L31 175L33 172H34V170L36 169V165H33V166H31L30 168H28ZM40 169V168H39ZM73 169H75V168H73ZM80 169H82V168H80ZM123 169H121V170H123ZM127 169H128V171L129 172H127ZM133 169H135V170H137V171H135V170H133ZM203 169V168H202ZM205 169V168H204ZM233 169V168H232ZM236 169V168H235ZM244 169H247V168H244ZM76 170V169H75ZM83 170H84V168H83ZM100 170L102 171V168L100 167L99 168V159L98 160H96L94 163H91L90 164V166H89V171H91V172H94V173H97L98 174V176H100L101 174H99V173H101L100 172ZM141 171V177H138L139 176V172ZM169 170H170V168H169ZM173 170V169H172ZM184 170V169H183ZM231 170V169H230ZM234 170V169H233ZM40 171H42V170H40ZM79 171V170H78ZM133 171H135L136 173L135 174H133L132 172ZM146 171V170H145ZM171 171V170H170ZM177 170L175 169V171L173 172V174L172 175H174V173H176L175 174V176L177 177L178 176V172H176ZM185 172H186V167H185V170H184ZM199 171V170H198ZM198 171L196 170V171H194V172H192V174L194 173V176H195V172H196V176H197V173H198ZM204 171V170H203ZM206 171V170H205ZM229 171V170H228ZM235 171V170H234ZM234 171H231L232 173L234 172ZM17 172V171H16ZM26 172V171H25ZM62 172V171H61ZM76 172V171H75ZM150 172V174L152 173L151 172V170L149 171ZM163 172V171H162ZM188 172V171H187ZM189 172H190V170H189ZM201 172V171H200ZM227 172V171H226ZM240 172V171H239ZM246 173H247V171H245ZM147 173V172H146ZM160 173V172H159ZM179 173H181V172H179ZM209 173H208V175H209ZM229 173V172H228ZM235 173V172H234ZM237 173V172H236ZM235 173V174H236ZM253 173V172H252ZM28 174V173H27ZM42 174V173H41ZM90 174H92V173H90ZM125 174V173H124ZM136 174H138V175H136ZM187 174V173H186ZM200 174V173H199ZM203 174H204V172H203ZM207 174V173H206ZM226 174V173H225ZM230 174V173H229ZM238 174V173H237ZM249 174H250V172H249ZM256 174V173H255ZM1 175V174H0ZM7 175V178L10 180V182H9V180L7 181L8 183H5L6 181H4V180H2V179H0V225H13V224H16V219L20 216V215H23L25 212H27V211H43V209H44V207L46 206V205H48L49 207H51V209L54 211H56V210H58V211H74V210H76V208L77 207H81L82 208V206H83V204H85V203H83V201H81V200H79V199H81V198H79V199H75V200H63V199H58V197L57 196H55V195H57L56 193H53L52 191H48V190H43V189H37V188H35L33 191H31L28 195H26L27 197H15V198H13V197H10L9 196V194H11V193H25V192H29V190H28V188H27V186L28 185H26L25 184V182H24V180L23 181H21L18 177H20V176H18V177H16V176H14L13 177V174H6ZM11 175V176H10ZM78 175H80V174H78ZM143 175V176H142ZM152 175V174H151ZM165 175H166V173H165ZM180 175V174H179ZM182 176H185L184 174H181ZM180 175V176H181ZM232 175V174H231ZM252 177L254 176V175H252V174H250ZM2 176V175H1ZM0 176V177H1ZM93 176V175H92ZM122 176H124V175H122ZM156 176H158V175H156ZM170 176V175H169ZM187 176V175H186ZM189 176H191V175H189ZM188 176V177H189ZM195 176V178H197ZM226 176V175H225ZM235 176V175H234ZM242 176V175H241ZM240 176V177H241ZM11 177V178H10ZM27 177V176H26ZM62 177V176H61ZM147 177V176H146ZM151 177V176H150ZM162 177H164V178H166L167 180H169L167 177H165V176H162ZM224 177V178H223ZM230 176H228V178H229ZM237 177V176H236ZM243 177V176H242ZM259 177H262V176H259ZM20 178H23L22 177V175H21V177ZM40 178V177H39ZM82 178V177H81ZM112 178H114V179H112ZM161 178V177H160ZM179 178V180H180V177H178ZM186 178V177H185ZM192 178H193V176H192ZM208 178V177H207ZM231 178V177H230ZM254 178V177H253ZM45 179V178H44ZM49 179H51V178H49ZM69 179V178H68ZM77 179V178H76ZM146 179V178H145ZM159 179V178H158ZM161 179H163V178H161ZM172 179H174V178H172ZM194 179V178H193ZM255 179H256V177H255ZM40 180V179H39ZM113 180H115L114 181V183H118L117 185H119V186H117L116 184H112V181ZM118 182H117V181ZM124 180V181H123ZM126 180V181H125ZM142 180H143V178H142ZM149 180V179H148ZM166 180V181H167ZM187 180V179H186ZM190 180V179H189ZM197 179H195V181H196ZM198 180H199V177H198ZM210 180V179H209ZM259 180V179H258ZM262 180V179H261ZM43 181V180H42ZM64 181H66V180H64ZM77 181H79V180H77ZM91 181H93V180H91ZM150 181H152V180H150ZM149 181V182H150ZM170 181V180H169ZM177 181H178V179H177ZM188 181V180H187ZM186 181V182H187ZM194 181V182H195ZM203 181H202V183H203ZM235 181V180H234ZM239 181H240V179H239ZM39 182V181H38ZM130 182H132V183H130ZM145 182H146V180H145ZM168 182V181H167ZM171 182H174L173 180L171 181ZM191 180H190V182H188V183H186V184H191ZM152 183H154V182H152ZM157 182H155V184H156ZM175 184H176V182H174ZM210 183H212V184H210ZM234 183V182H233ZM248 183V182H247ZM261 183V182H260ZM42 184H44V183H42ZM77 184V183H76ZM88 184H90V183H88ZM167 184V183H166ZM171 184V183H170ZM178 184H180V183H178ZM192 184H193V182H192ZM195 184V183H194ZM193 184V185H194ZM244 184V183H243ZM48 185V184H47ZM157 185V184H156ZM162 185H164V184H162ZM174 185V184H173ZM177 185V184H176ZM204 185V184H203ZM86 186V185H85ZM137 186V187H138ZM146 186V185H145ZM148 186V185H147ZM147 186H146V188H147ZM168 186V188H170L169 187V185H167ZM171 186V185H170ZM175 186V185H174ZM174 186H171V187H174ZM187 186V185H186ZM211 186H213V187H211ZM226 188H224V187ZM39 187H40V185H39ZM121 187V186H120ZM125 187H127V186H125ZM129 187V186H128ZM127 187V188H128ZM132 187H133V185H132ZM135 187V186H134ZM137 187L135 188V190H137ZM152 187H155V189H156V186H152ZM151 186H150V188H152ZM176 187V186H175ZM174 187V188H175ZM179 187V186H178ZM188 187V186H187ZM67 188V187H66ZM92 188H94V186H92ZM112 188V189H113ZM126 188V189H127ZM146 188H142V189H146ZM159 188V187H158ZM166 188V187H165ZM167 188V189H168ZM180 188H182V187H180ZM180 188H177V189H180ZM237 188V187H236ZM45 189H47V188H45ZM82 189V188H81ZM118 189H120V191H123V189H124V187L121 189V188H118ZM131 190L133 189V188H130ZM138 189H140V188H138ZM141 189V190H142ZM152 189H154V188H152ZM152 189H151V191H152ZM171 189V188H170ZM183 189V188H182ZM185 189H187L186 187L184 188V190ZM201 189V188H200ZM31 190V189H30ZM55 190V189H54ZM71 190V189H70ZM72 190H74V189H72ZM98 190V189H97ZM135 190H132V191H134V192H132V193H134V194H136V193H138V192H135ZM147 190H149V189H147ZM161 190V189H160ZM187 190V191H188ZM199 190V189H198ZM203 190L205 191L206 190V192H203ZM228 190V191H227ZM232 190H233V188H232ZM154 191V190H153ZM258 191V190H257ZM260 191V190H259ZM50 192H52V193H50ZM115 192V193H114ZM117 192V193H116ZM125 192H127V190H125ZM128 192H130L131 193V191H128ZM164 192H165V189H164ZM236 192V191H235ZM251 192H253V191H251ZM250 192V193H251ZM256 192V191H255ZM93 193H95V192H93ZM67 194H69V193H67ZM118 194L121 196H119L118 197ZM126 194H128V193H126ZM139 194V193H138ZM243 194V193H242ZM264 194V193H263ZM54 195V196H53ZM70 195V194H69ZM114 195V196H113ZM141 195H145L143 192L141 193ZM236 195V194H235ZM250 195V194H249ZM255 195H257V194H254V196ZM65 196V195H64ZM83 196V195H82ZM115 196H117V198L115 197ZM149 196V195H148ZM151 196V195H150ZM158 196V195H157ZM157 196H154V197H157ZM177 196H175V197H177ZM183 196H185V195H183ZM226 196V197H225ZM229 196V195H228ZM251 196H252V193H251ZM250 196V197H251ZM128 198L130 197V196H127ZM139 197V196H138ZM137 197V198H138ZM141 197H145V196H141ZM175 197L173 198V199H171V203L173 204V203H175L176 202V199H175ZM229 197H231V196H229ZM235 197V196H234ZM239 197V196H238ZM256 197V196H255ZM87 198V197H86ZM120 198V199H119ZM126 198V197H125ZM127 198V199H128ZM184 198V197H183ZM226 198V199H225ZM232 198V197H231ZM65 199V198H64ZM115 199H119L118 201L117 200H115ZM136 199V198H135ZM135 199H133V200H129L130 202H132V203H130L129 201V203H127V202H125L124 204H122L123 206L120 208V211L121 210H125V208L124 209H122L123 207H125V206H129V208H132V205H134L133 204V202L135 201ZM233 199V198H232ZM112 200H114V201H112ZM151 200H153V199H151ZM212 200V199H211ZM231 200V199H230ZM229 200V201H230ZM239 200V199H238ZM251 200H253V199H250V201ZM259 200V199H258ZM74 201H76V203L74 202ZM116 201L118 202L117 204H118V206H116L117 204H113V202L114 203H116ZM199 201H200V199H199ZM204 201V200H203ZM208 201V200H207ZM246 201H247V199H246ZM107 202H110V203H112V204H107ZM136 202H137V200H136ZM150 202V201H149ZM249 202V201H248ZM146 203V202H145ZM165 203V202H164ZM177 203V202H176ZM224 203V204H223ZM130 204H132V205H130ZM142 205H143V203H141ZM198 204V203H197ZM209 204V203H208ZM212 204V203H211ZM215 204V203H214ZM227 204V203H226ZM229 204V203H228ZM239 204V203H238ZM110 205H114V206H116V207H114V206H111V208H110ZM141 205V206H142ZM164 205V204H163ZM180 205V204H179ZM179 205H177V206H175V209H177V207L179 206ZM223 205V206H222ZM131 206V207H130ZM155 206V205H154ZM167 206L168 207H172V205H169V204H167ZM212 206V205H211ZM230 206V205H229ZM112 207H114L115 209H113ZM182 206L180 205V210L182 211V210H184V209H182L181 208ZM215 207V206H214ZM214 207L212 208V207H210V206H204L203 207V209H205V210H208V211H210L211 213H212V209H214ZM233 207V206H232ZM235 207V206H234ZM254 207V206H253ZM80 208V209H81ZM127 208V207H126ZM129 208H127V209H129ZM134 208V207H133ZM135 208L136 209H138V206L136 207L135 206ZM157 208H159V207H157ZM161 208H162V205H161ZM165 208V207H164ZM167 208V207H166ZM216 208H218V207H216ZM226 208V207H225ZM224 208V209H225ZM229 208V207H228ZM228 208H226V209H228ZM112 209V210H111ZM173 209H174V206H173ZM172 209V210H173ZM223 209V208H222ZM222 209H221V211H222ZM230 209H232V208H230ZM82 210V209H81ZM156 209H153V210H151L152 211V213L151 214H153V215H160V212L159 213H157V212H155L154 213V211H155ZM170 210V209H169ZM171 210V212H169V214H168V212L165 214V218H167V221L166 222H164L163 220H161L160 221V223H163V227L162 228H164L165 226H164V224L165 225H167L168 226V228H169V230H171L172 232H174L175 233V237H177V239H175L174 241L176 242H174V248H172V249H168L167 247H168V245L170 244V243H172V242H170L171 241V239H170V241L169 242H166V243H163V249H165L164 250V252L161 254V258H162V260H164V261H168L169 260V258L170 257H175V256H177V254H179V252H184V253H187V257H185V258H179L178 259V263L177 264H190V262H192V260H194V259H191V260H189V255L191 254V253H193V252H190V250H192L191 249V247L190 248H188V246H186L185 245V237H184V233L185 232H189V233H191V235L192 236H194V235H196V234H198L199 233V228H197L195 225H191V228L190 229H184V228H182L183 227V225H177V226H173L174 224H176V223H174L173 225H172V223L170 222V223H167L169 220H168V215L170 216V214L174 217V216H177V214H174V212L176 213V211H172ZM178 210H179V208H178ZM186 210H184L183 212H185ZM205 210H203V214L204 215H206V213H207V215H210L211 216V214H210V212L208 213L207 211H206V213H205ZM149 211V210H148ZM166 211V210H165ZM181 211H179V212H177L178 213V218H179V214H182V216L184 215L183 214V212H181ZM224 211V210H223ZM230 211V210H229ZM232 211V210H231ZM240 211V210H239ZM255 211V210H254ZM181 212V213H180ZM190 212H189V214H190ZM233 212H235V211H233ZM237 212V211H236ZM41 213V212H40ZM202 213V212H201ZM219 213H220V211H219ZM223 213V212H222ZM226 213V212H225ZM240 213V212H239ZM238 213V214H239ZM252 213V212H251ZM80 214V213H79ZM138 213H136L135 212V215H137ZM148 214V213H147ZM146 214V212L144 213L143 212V216L146 218V217H150V216H148ZM189 214H186L185 215V217L186 216H188ZM216 214V213H215ZM233 214V213H232ZM237 214V213H236ZM27 215V214H26ZM83 215V214H82ZM152 215V216H153ZM192 215V214H191ZM200 215V214H199ZM222 215V214H221ZM234 215V214H233ZM252 215V214H251ZM255 215V214H254ZM52 216V215H51ZM89 215H87V217H88ZM127 216H128V220H129V223H133V222H135V221H133L132 220V214H131V212L129 211L128 213H127ZM161 216V215H160ZM43 217H46V216H43ZM115 217V216H114ZM158 218L156 219V220H159V216H157ZM173 217L171 218V220H173ZM181 217V216H180ZM192 217H193V215H192ZM207 217V216H206ZM227 218H228V216H226ZM229 217H230V214H229ZM247 217V216H246ZM28 218V217H27ZM49 218V217H48ZM52 218H54V217H52ZM182 218V217H181ZM190 218H191V216H190ZM190 218H187V219H190ZM212 218V217H211ZM211 218H210V221H212L211 220ZM224 218V217H223ZM235 218V217H234ZM240 218V217H239ZM245 218V217H244ZM37 219V218H36ZM55 219V218H54ZM61 219V218H60ZM69 219V218H68ZM75 219V218H74ZM155 219V218H154ZM174 219H176V218H174ZM191 219H193V218H191ZM229 219V218H228ZM25 220V219H24ZM50 220V219H49ZM114 220V219H113ZM134 220H136V219H134ZM170 220V221H171ZM178 220V219H177ZM175 221V222H179V221ZM184 222H185V220L184 219H182ZM195 220V219H194ZM205 220V219H204ZM221 220V219H220ZM231 220V219H230ZM237 220H238V218H237ZM241 220V219H240ZM41 221V220H40ZM51 221H53V220H51ZM188 221V220H187ZM190 221V220H189ZM48 222V221H47ZM50 222V221H49ZM68 222V221H67ZM101 222H104V221H101ZM106 222V221H105ZM156 222V221H155ZM207 222V221H206ZM214 222V221H213ZM223 222V221H222ZM222 222H221V224H222ZM232 222V221H231ZM64 223H66V222H64ZM115 223H117V222H115ZM149 223V222H148ZM198 223H199V221H198ZM228 223V222H227ZM40 224V223H39ZM178 224H180V223H178ZM182 224V223H181ZM184 224V223H183ZM191 224V223H190ZM193 224V223H192ZM197 224V223H196ZM207 224V223H206ZM209 224H210V222H209ZM224 224V223H223ZM228 224H230V223H228ZM239 224H240V222H239ZM101 225H103V224H101ZM110 225V224H109ZM148 225V224H147ZM162 225V224H161ZM219 225V224H218ZM225 225V224H224ZM241 225V224H240ZM150 226V225H149ZM148 226V227H149ZM152 226V225H151ZM207 226H209V225H207ZM212 226V225H211ZM214 226V225H213ZM242 226V225H241ZM13 227V226H12ZM19 227V226H18ZM24 227H26V226H24ZM39 227V226H38ZM87 227V226H86ZM113 227H115V226H113ZM121 227H124V226H121ZM131 227V226H130ZM148 227H146V225H144V224H140V222H138V223H134V226H133V228H131L130 229V231H134V235H132V236H130L129 238H131L130 240H129V243H130V246L128 245V247L129 248H131V246H132V248L131 249H133V248H139V243H138V241L137 240H141V241H143V240H147L149 237H148V235L145 233V231L148 229ZM47 228H49V227H47ZM150 228H153V227H150ZM224 228V227H223ZM225 228H227V227H225ZM236 228V227H235ZM21 229V228H20ZM110 229V228H109ZM153 229H155V228H153ZM215 229H217V228H215ZM215 229H214V231H215ZM244 229V228H243ZM10 230H12V229H10ZM21 230H25V229H21ZM31 230V229H30ZM66 230V229H65ZM113 230H115L114 228L113 229H111V231H113ZM116 230H117V228H116ZM168 230V231H169ZM202 230V229H201ZM218 230H223V229H218ZM225 230V229H224ZM223 230V231H224ZM87 231V230H86ZM105 231V230H104ZM125 231H126V229H125ZM161 231V230H160ZM185 231V232H184ZM21 232V231H20ZM110 232V231H109ZM117 232V231H116ZM156 232V231H155ZM163 232V231H162ZM172 232H170L169 234H172ZM210 232V231H209ZM240 232V231H239ZM239 232H237V233H239ZM26 233H28V232H26ZM79 233V232H78ZM106 233V232H105ZM146 234V236H143L142 238H145V237H148V238H146V239H141L139 236L137 237V238H139V239H135L134 241H136L137 243H135V244H133V242L134 241H132L133 240V237H135L136 236V234H139V235H141V234ZM19 234V233H18ZM22 234V233H21ZM36 234V233H35ZM55 234V233H54ZM86 234V233H85ZM100 234V233H99ZM108 234V233H107ZM112 234H113V232H112ZM130 234H132V233H130ZM155 234V233H154ZM206 234V233H205ZM208 234V233H207ZM225 234V233H224ZM34 235V234H33ZM51 235V234H50ZM156 235V234H155ZM176 235H178V236H176ZM199 235V234H198ZM201 235V234H200ZM58 236H60V235H58ZM100 236V235H99ZM107 236V235H106ZM105 236V237H106ZM117 236V235H116ZM171 236V235H170ZM202 236V235H201ZM224 236V235H223ZM24 237V236H23ZM36 237H38V236H36ZM41 237V236H40ZM84 237V236H83ZM151 237V236H150ZM154 237L155 236H153V237H151V239L152 240H154ZM195 237V236H194ZM216 237H218V236H216ZM219 237H221V236H219ZM46 238V237H45ZM45 238H43V239H45ZM53 238V237H52ZM66 238V237H65ZM71 238H73V237H71ZM156 238V237H155ZM187 238H188V236H187ZM192 238V237H191ZM164 239V238H163ZM169 239V238H168ZM197 239H199V238H197ZM201 239V238H200ZM208 239H209V237H208ZM31 240H34V239H31ZM46 240V239H45ZM81 240V239H80ZM205 240V239H204ZM220 240V239H219ZM43 241V240H42ZM53 241V240H52ZM93 241V240H92ZM94 241H96V239H94ZM131 241H132V244H131ZM158 241V240H157ZM200 241V240H199ZM13 242V241H12ZM89 242V241H88ZM108 242H110V241H108ZM116 242H118V241H116ZM146 243L148 242V241H145ZM161 242V241H160ZM201 242H202V239H201ZM34 243V242H33ZM58 243V242H57ZM56 243V244H57ZM119 243V242H118ZM177 243H179V245H178V248L176 249V245H177ZM216 243V242H215ZM12 244V243H11ZM65 244V243H64ZM105 244V243H104ZM137 244V245H136ZM143 245H142V247H141V251L143 252V255L142 256H146V254L149 252V250H147L146 248V246H145V243H142ZM148 244V243H147ZM198 245H197V247L200 245L199 244V242L197 243ZM202 244V243H201ZM220 244V243H219ZM38 244H36V246H37ZM45 245V244H44ZM70 245V244H69ZM71 245H72V243H71ZM98 245V244H97ZM106 246L107 245H111L110 243H108V244H105ZM113 245H115V243H113ZM112 245V246H113ZM116 246H118V244L116 245ZM134 246H138V247H134ZM157 247V249H160V248H162V246L161 245H159L158 246V243H157V245L156 244H154V246L152 245V247L151 248H153V247ZM60 247H62V246H60ZM111 246H109V248H110ZM195 248V249H199V248ZM199 247H203L202 245H200ZM13 248V247H12ZM100 248V247H99ZM108 248V249H109ZM113 248H115L114 246H113ZM121 248V247H120ZM149 249H150V247H148ZM167 248V249H166ZM111 249V248H110ZM124 249V248H123ZM155 249V248H154ZM203 249V248H202ZM205 249V248H204ZM6 250V249H5ZM14 250H16V249H14ZM97 250V249H96ZM126 250V249H125ZM175 250H177V252L175 251ZM225 250V249H224ZM4 251V250H3ZM26 250H24V252H25ZM39 251V250H38ZM51 251V250H50ZM79 251V250H78ZM110 251H113L112 249L110 250ZM130 251H132V252H134V254H135V252L136 251H134V249L133 250H130ZM151 251H153V249H150V254H152V252ZM156 251V250H155ZM5 252V251H4ZM7 252V251H6ZM22 252V251H21ZM40 252V251H39ZM114 252H116V251H114ZM128 252H129V250H128ZM132 252H129V253H127V255H129V254H131ZM141 252V253H142ZM154 252V251H153ZM188 252H190V254L188 253ZM8 253V252H7ZM17 253V252H16ZM60 253V252H59ZM88 253V252H87ZM94 253V252H93ZM121 253V252H120ZM125 253V252H124ZM149 253H148V255L147 256H149V257H152V256H155L157 253H155V255H152V256H150L149 255ZM234 253V252H233ZM2 254V253H1ZM43 254H45V253H43ZM83 254H85V253H83ZM109 254V253H108ZM133 254V255H134ZM136 254H137V252H136ZM225 254V253H224ZM39 255V254H38ZM124 255V254H123ZM133 255H131L132 256V258H130V259H133ZM158 255V254H157ZM192 255V254H191ZM227 255V254H226ZM229 255H231V254H229ZM29 256H32L31 254H29ZM122 256V255H121ZM120 256V257H121ZM125 256V255H124ZM130 255H129V257H131ZM141 256V257H142ZM194 256V255H193ZM192 256V257H193ZM258 256V255H257ZM2 257V256H1ZM5 257V256H4ZM9 257V256H8ZM37 257V256H36ZM84 257H85V255H84ZM90 257V256H89ZM114 257H116V256H114ZM120 257H118V258H120ZM126 257V256H125ZM191 257V258H192ZM45 258V257H44ZM46 258H48V257H46ZM77 258V257H76ZM135 258V257H134ZM158 258V257H157ZM199 258H200V256H199ZM25 259V258H24ZM36 259V258H35ZM54 259H56V258H54ZM86 259V258H85ZM90 259V258H89ZM115 259V258H114ZM136 259V258H135ZM147 258L146 257H143L142 259H141V264H143V263H146L147 262V260H146ZM204 259V258H203ZM48 260V259H47ZM50 260H51V257H50ZM123 260V259H122ZM198 260V259H197ZM7 261V260H6ZM83 261V260H82ZM81 261V262H82ZM88 261V260H87ZM93 261V260H92ZM99 261V260H98ZM117 261V260H116ZM119 261H121V260H119ZM152 261V260H151ZM205 261V260H204ZM25 262H27V261H25ZM49 262V261H48ZM81 262H79V263H81ZM111 262V261H110ZM130 262V261H129ZM154 262V261H153ZM193 262H195V261H193ZM193 262H192V264H193ZM4 263V262H3ZM6 263V262H5ZM27 263H30V262H27ZM50 263H52V262H50ZM118 263V262H117ZM138 263V262H137ZM140 263V262H139ZM138 263V264H139ZM148 263V262H147ZM2 264V263H1ZM11 264V263H10ZM91 264V263H90ZM132 264V263H131Z\"/></svg>","mask_w":264,"mask_h":264}]
</instances>
